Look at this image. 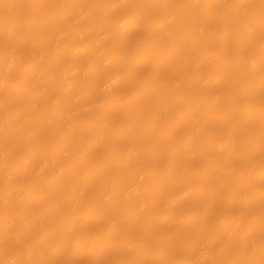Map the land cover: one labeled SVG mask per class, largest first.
Instances as JSON below:
<instances>
[{
    "label": "rangeland",
    "instance_id": "obj_1",
    "mask_svg": "<svg viewBox=\"0 0 264 264\" xmlns=\"http://www.w3.org/2000/svg\"><path fill=\"white\" fill-rule=\"evenodd\" d=\"M8 1V0H7ZM12 1V0H11ZM22 0H14L13 2H15V5H13L12 7L13 8H11L10 9V7H11V4H10V1H9V3H7V4H3V5H1L2 7H0V13L1 14H3V17L4 16H8L9 18L13 15V13H14V15L12 16V18L13 17H15L16 15H17V13H16V9H21V10H23V9H26L27 10V12H28V14H29V11H31L32 9H30V7L32 8V7H34L36 4H39V5H41L40 7H41V10L40 11H42V10H44V12L43 13H45L47 10H45V8H43V7H48L47 9L48 10H50L52 7H50L53 3H54V6H55V4L59 1H57V0H27V1H22ZM31 1V2H30ZM47 1V2H46ZM48 1H49V3H48ZM57 1V2H56ZM63 0H61L60 2H62ZM64 1H66V0H64ZM78 1V0H77ZM77 1H75L74 3H76ZM90 1H92V0H90ZM94 1V0H93ZM96 1H98V0H96ZM99 1H101L102 2V0H99ZM129 0H127L125 3H124V7L122 6V5H119V6H116V7H114V8H110L109 10L110 11H112L110 14H109V16L111 17V19L112 20H116V21H120V20H123V22H124V20H128L130 17H131V14L133 15L134 14V12H133V8L134 9H138L139 7H141V3H140V1H138V0H136V1H138L137 3L139 4V5H137V4H135L134 5V3L132 2L131 3V1L132 0H130L129 2H128ZM133 1H135V0H133ZM184 1L185 0H170L169 1V4H170V6H169V4H168V7L169 8H171V9H173V8H176L177 6H179L180 7V5L182 6V4L184 3ZM215 1V2H214ZM211 0V10H213V13H215L216 14V12H214L216 9H217V7H218V4L221 2L222 3V0ZM218 1V2H217ZM226 1V0H225ZM231 1V0H230ZM233 1V0H232ZM235 2L237 1V0H234ZM233 1V2H234ZM264 1V0H263ZM17 2V3H16ZM38 2V3H37ZM60 2H58L59 4H60ZM66 2H68V3H70L69 2V0H67ZM72 2H73V0H72ZM186 2H187V0H186ZM186 2L184 3V5L186 4ZM224 2V1H223ZM229 2V1H228ZM227 2V3H228ZM257 3L256 4H258V5H263L262 7H264V2L262 3V1H256ZM5 3H6V1H5ZM30 3V4H29ZM182 3V4H181ZM231 4H232V2H230ZM229 3V4H230ZM129 4H130V6H129ZM173 4V5H172ZM223 4V3H222ZM222 4H219L220 6H222ZM245 4H247V3H245ZM254 4H255V0L253 1L252 0V2L251 3H248L247 5H245L244 7H245V10H244V12L246 13L247 12V9H246V6H247V8H248V12L250 13L251 11H254V9L253 10H249L250 8L252 9V7L254 6ZM17 5V6H16ZM38 5V6H39ZM125 5H126V7H125ZM175 5H176V7H175ZM202 6H201V11L202 12H204V13H206V15H208L207 13H209L208 11L209 10H207V12H205V11H203L202 10V7L204 8V6H203V4H201ZM10 6V7H9ZM53 6V5H52ZM53 6V7H54ZM58 6H61V5H58ZM143 6V5H142ZM174 6V7H173ZM199 7H200V5H198ZM118 7H121V8H118ZM144 7V6H143ZM198 7V8H199ZM206 7V6H205ZM209 7V6H208ZM207 7V8H208ZM256 7H261V6H257L256 5ZM56 8L57 7H55V8H52L51 9V11H54V10H56ZM59 8V7H58ZM116 8V9H115ZM132 8V9H131ZM145 8V7H144ZM149 8V7H148ZM152 7H150L149 9L150 10H147L148 12H146L147 14H149V15H152V16H156L157 15V17H159V14L160 13H157L156 11L158 10H156V8H154V9H151ZM184 8V6L182 7V9ZM219 8V7H218ZM221 8V7H220ZM15 9V10H14ZM28 9H29V11H28ZM115 9V10H114ZM146 9V8H145ZM206 9V8H205ZM204 9V10H205ZM222 9V8H221ZM220 9V10H221ZM25 10V11H26ZM109 10H107V11H104V12H110ZM198 11H196V9H195V11H196V13H194V20L196 21V23H197V25H195V27H199V24H201L202 22H200L199 21V18L200 19H202V20H204V13H201V11H199V9H197ZM18 11V10H17ZM23 12L24 14H26V12ZM140 11V10H139ZM144 11H146V10H144ZM183 11H186V9L184 8V10ZM103 12V13H104ZM135 12H136V10H135ZM140 12H143V9L141 8V11ZM160 12V11H159ZM200 12V13H199ZM220 12V11H219ZM32 13V12H31ZM40 12H38V14H39ZM42 13V12H41ZM100 13L102 14V11H100ZM145 13V12H144ZM249 13H247V14H249ZM0 14V15H1ZM10 14V15H9ZM20 14H21V12H20ZM28 14H27V16L25 15V17L26 18H28ZM37 14V17H36V23H38V25L36 24L35 25V27L36 28H27V26H28V23H27V25H23V28L21 27V28H18V30L17 31H15V32H10L9 33V31H11V30H9V28L8 29H2V32H1V34H0V50H7V51H10V50H13L15 53L16 52H20L18 55H20L21 54V52L22 53H25V52H27L28 50L30 51V50H32V53L33 54H35V52H36V50H38V49H41L42 48V46H44L42 43L41 44H39L38 45V47H33V48H35V49H33L32 47H27V45H25V43H27V41H26V39L27 38H29V39H27L28 41L31 39V38H33V36H34V32H36L37 34L35 35L36 37H41L42 35L41 34H46L47 35V37L49 38L51 35H52V37H54L55 36V34H56V32H57V34H58V31H62V30H64V31H67V36H68V33L70 32L71 34L70 35H73V33L75 32L76 33V30L77 29H79L80 27H81V29H83V28H86L87 26L86 25H88L91 21H92V18L90 17V16H92V15H90V16H85V17H83L82 18V16H84L85 14H83L82 16H81V18H80V16L78 17L77 16V13H75L76 14V16H74V13L71 15V17H69V18H71V21H69V23H68V21H67V23H68V25L66 24H62V23H58V22H54L53 21V23H47V22H45L47 19H44V17H42V14H40V15H38ZM47 14H49V11H48V13ZM46 14V17H48V15ZM129 14V15H128ZM201 14H203V15H201ZM23 15V14H22ZM31 15V14H30ZM45 15V14H44ZM79 15V14H78ZM107 15V14H106ZM105 15V16H106ZM146 15V14H145ZM144 15V16H145ZM211 15V14H210ZM218 14H216V18H218V16H217ZM2 16V15H1ZM49 16L50 17H52V19L54 20H57V18L55 17V18H53V15L51 16V13L49 14ZM54 16H55V14H54ZM93 16H95V14H93ZM96 16H98L97 14H96ZM95 16V17H96ZM101 16V15H100ZM108 16V15H107ZM106 16V17H107ZM113 16V17H112ZM214 16V15H213ZM7 17V18H8ZM19 17H21V15L19 16ZM24 17V16H23ZM23 17H21L20 18V21H23L24 19H25V17H24V19H23ZM49 17V18H50ZM78 17V18H77ZM102 17V16H101ZM109 17V18H110ZM124 17V18H123ZM6 18V17H5ZM6 18V19H7ZM8 18V20H10ZM32 18H34L33 16H32ZM42 18L45 20V21H43L42 20ZM48 18V19H49ZM151 18V17H150ZM156 18V17H155ZM154 18V19H155ZM181 18H183V17H181ZM205 18H208V17H206L205 16ZM216 18H210V19H213V21H209V20H207V21H209V24H210V27H212V26H214V25H216V22L217 21H220L219 20V18H218V20H216ZM15 19V18H14ZM29 19V18H28ZM41 19V20H40ZM89 19H91V20H89ZM95 19V18H94ZM97 20H99V19H101L100 17H98V18H96ZM153 19V18H152ZM26 20V19H25ZM24 20V21H25ZM30 20V19H29ZM50 20V19H49ZM49 20H47V21H49ZM70 20V19H69ZM88 20V21H87ZM103 19H101V21H102ZM183 20V19H179V18H177V20H175L172 24V26H173V28H172V26L170 25V27H171V29H173V30H175V31H178V28H179V26L181 25V21ZM23 21V22H24ZM28 21V20H27ZM40 21H43V22H45V23H42V22H40ZM84 21V22H83ZM95 21V20H94ZM100 20H99V24H100V22H101ZM103 21H105V20H103ZM262 21V22H261ZM261 21H259V24L257 23V25H256V28H255V30H254V33H253V37H252V40L249 42V43H247L248 45H246L245 44V42L243 41L244 40V38H243V36L242 35H240V37H239V34H237V36H235L234 37V35H236V34H233V37H229L230 38V41H228V40H226V41H224V39L223 38H221L222 39V42L224 43V42H229L230 44H228L229 45V47L227 48V51H224L225 53H223L222 52V50H224L223 49V47H224V44H222L221 43V40L220 41H217V40H219L220 38H217L216 39V41H214L213 40V42H211V40L209 41V39H210V37H211V35H209V34H211V33H209L208 34V30L207 31H204V32H207V34L209 35V36H207V34H205L207 37H205V39L204 40H202L203 41V43H204V41H205V43L203 44L202 42H201V40H200V43H201V45H199L200 47H197V46H195V48H186L187 46H185V48H182V51H181V53L179 52L178 53V55L176 54V56L174 57V55H172V56H170V55H167L166 53H168V52H166V53H163L162 55H160V58H161V56H162V58H161V60H162V62H158L159 64H162L163 62L164 63H166V64H164L165 66L166 65H168V66H162V67H164V68H162V69H159L158 68V63H156L155 61L153 62V61H151V62H149V63H145L140 69L139 68H136V70H135V68L133 69L134 71H132L131 72V69L129 68V66H128V63L126 62V60H125V62L126 63H123V64H121L120 66H118V65H116V66H118V67H116V68H108V70L106 69L105 71L103 70L101 73H100V77H96L95 79L94 78H92V77H90V75L89 76H87L86 75V77H85V75H84V78H83V76L81 77V75H83L82 73H81V71L80 72H76V74L77 73H81V75L80 74H78V76H80L78 79H79V85H78V87L76 88V89H72L71 91L72 92H70V90H66V89H64V87L62 88V89H64L65 90V92L64 91H61V90H58V94L60 93L61 94V92H62V101H63V99L64 100H66V99H69L70 97V99H71V102L72 103H70L69 105H64V103H61L60 101V99H59V95H57L56 93H54V94H56V96H57V100L58 101H55L54 100V98H56V97H54V98H52L53 97V95H51V94H49V93H47L46 94V92H44V91H41L42 92V94L41 95H39L38 96V98H34V99H32L31 97V99L32 100H30V98H28L29 97V95L25 92V93H23V92H21V88L19 87V85L16 87V85L17 84H19L20 83V81H21V83L25 80V81H29L27 78L29 77V79H30V77H32V76H30V72L32 73V74H34V71H35V69L36 68H38V66H37V64L38 63H41L43 60V63H44V65H46V63L48 62V60H46L47 59V56L45 57V58H43V59H40V60H37V61H33L32 60V58H29L28 56H34L31 52L29 53L28 52V54H27V57H26V55H22V56H20V58L22 57L23 58V60L21 59V63H17V65H16V67H18L17 68V71L16 72H14L12 75L10 74V76H8L10 79H8V81H7V85L5 84V86L3 87V88H1V89H3L2 91L0 90V92L2 93V94H6L7 95V97H5L4 95V97L6 98L5 100H7V98L8 97H10L11 99H13V100H10L11 101V103L12 104H9L8 106H7V110H10V114H11V116H13V115H15L17 112L16 111H20L21 112V110H22V114H24V110H23V108H26L27 106H29V109H31V110H28V111H26L25 113H27L28 112V114H27V116H25V115H23V116H25L24 118H26L25 120L27 121V123H28V126L26 127L25 125H27V124H24L23 123V121H25L24 119H22L21 118V120H23L22 121V123L23 124H19V122L17 121V122H13V127L11 126L10 128H12L11 130H13V131H11L12 133L16 130V128H17V125L19 124V126L18 127H20V130H22V129H24L25 127L26 128H31V130H33V132H39L38 133V136L37 137H35V136H33V137H35V140H33V142H35V143H37V144H39L40 145V143H38L39 141L38 140H40V138H39V135H41L43 138H45L43 141H41L40 140V142H41V145H40V151H39V153H41L40 155L38 154V156H36L37 157V160H43L44 161V163L42 164V166H43V168H42V166H41V168L42 169H40L39 168V166L38 165H40V161H39V163H37L36 161V163L33 165V168H32V166L30 167L31 169V173H29V171H26L25 170V173L27 172V173H29V174H21V173H19V172H21V171H19L20 170V168H19V166L20 165H22V161H21V164L19 163L20 161L19 160H21L20 159V156L22 157L24 154H25V149L27 148H25V147H23L24 146V144L23 145H21L19 148H20V150H18V151H16L15 152V150H14V152L12 151L10 154V157L8 156V158L6 157V160H7V163L5 162V161H3V163L5 162L6 164H4V165H6V166H4L3 168H2V166H1V168H0V188H1V186H5L6 184H10V183H16L17 182V185H18V183L19 184H21V182H22V184L24 183V181L26 182V179L25 178H27L28 177V175H30V174H33L32 172L34 171V169H36L37 167V169H40V174H37V176H40V178H43V179H39L40 181H42V180H46L45 178L49 175V173H50V170H52V163H53V161L55 160V158L57 157H55L54 158V160L53 161H51V160H45L46 158H47V153H48V151H49V149H51V146L54 144V142L53 141H55V140H52L53 138H55L54 136H52L53 135V132H54V130L57 128H55L54 129V127L55 126H58L57 125V123L60 125V123L62 124H64V126H63V124L62 125H60L61 127H59L58 129H56L57 131L58 130H62L63 129V127H65L66 125H67V127H66V129L67 130H65V131H69V130H76V132L78 133V131H80V132H82V133H90L91 132V134H92V130L94 129V131H95V126L94 125H96V124H99V122H102L103 120V118L105 117V116H107V117H109V119L110 120H108L107 119V117H106V119H107V121H111L112 123H110V127H109V130H108V132H107V134L105 133V135L107 136V138H106V140H105V142H107L108 144H107V146H106V149H107V151H108V146L109 147H111V148H109V150H111L112 148H113V150H114V148H118V149H121V150H125L127 147H130V145L133 143V141L135 140V138L136 139H138L140 136V138H142V139H147V141H148V139L150 140V139H152V141H148V142H146V141H144V142H146V144L148 145V143H150V145H151V142H152V144L154 143V145L153 146H162V145H164L165 143H167V142H165V141H167V137H169L168 135H167V132H168V130L171 128L172 129V127H173V125L174 126H176V125H178L176 128H177V130H176V135H175V137L177 138L178 137V134H179V136L180 135H184L186 132V129H191V124H193L194 125V123H193V120H191L190 121V118H189V120L187 119V120H184L183 121V118H181V116L183 117V116H185V114H186V112H187V108H188V106H187V102L188 101H191L192 100V97H194V94H196L195 96L196 97H194V98H197L198 96L199 97H201L200 99H204V98H208L209 96V94L210 93H216L217 95H221V93L223 94V96H222V102H221V104L219 105V103H218V105H215V106H218L217 108L215 107V109L217 110V111H211L210 112V110H213L214 109V107H213V105H212V109L211 108H206V109H209V112L212 114V112L213 113H215L216 112V115H217V117L218 116H220L219 114H217V113H220V114H227V115H231L232 116V114L230 113V112H232L233 113V110L232 109H234L235 107H234V105H232V103L235 101L236 103L237 102H239L240 103V105H239V107L240 108H238V110H240L241 109V106H245L244 105V101H245V104H246V102H248L249 104H250V101H252V104H250V106H252V109L253 108H257V112L258 113H256V114H254V110L252 111V109H250L251 111H252V114H253V116H254V118H252L251 120H252V122L250 123L249 122V120H250V118H251V116H250V118L248 119V117L249 116H246L245 115V113L244 112H241L240 113V115L241 114H243L244 113V115H245V120L246 119H248V121H244V120H241L240 122H243L244 121V123H241V126L242 127H244V129H250V130H252V129H255L256 130V125L258 126L257 127V130H259V131H257L258 133V135L260 134V132L262 133V132H264V112H260V111H262L264 108H262V106L264 105V95L262 94L261 96H263V98L261 97V99H257V98H254V99H250V97L248 98L249 99V101L245 98V100L243 99L242 100V102H241V100H239V99H241V98H239L238 99V97H237V100L238 101H236V100H233V98L234 97H236L237 96V93H235L236 94V96H233V98L231 97L232 95H233V92H232V90H231V92H230V90L228 89V87L230 86V85H233L232 83H230L231 81L232 82H234V81H237V80H239L240 78H246V76H247V74H244L245 73V71H242L243 69H245V67L243 68L242 67V69H241V67H240V69H241V71L242 72H244L243 74L240 72V70H238V71H236L237 69L235 68V65L234 64H232L231 65V63L230 62H233L234 61V63H236V62H238V60H239V58H238V60L236 61V57H237V54H240L239 52H241L243 49V51L245 52V56L246 55H248L249 57L251 56L252 58H258V57H260L261 56V62L260 63H262L261 64V66L259 65V67H257L256 69H255V71L257 70V72H255V73H253L254 72V70L253 71H251V72H246V73H253V77L252 76H247V77H252V79H255V80H258L259 79V81H260V79H261V81L264 79V20H261ZM22 22V23H23ZM26 22V21H25ZM24 22V23H25ZM29 22V21H28ZM30 22H31V20H30ZM29 22V23H30ZM50 22V21H49ZM51 22H52V20H51ZM63 22V21H62ZM65 22V21H64ZM177 22H179L180 23V25H178V23ZM221 22V21H220ZM261 22V23H260ZM80 23V24H79ZM91 23H94V22H91ZM89 24V25H92V24ZM102 23V22H101ZM104 23V22H103ZM106 23H107V21H106ZM110 23V22H109ZM115 21L113 22V24L112 23H110V25L108 24V26H110V28H112L111 29V33H112V31L115 29V24H119V22H117V23H115ZM122 23V22H121ZM185 23V22H184ZM183 23V24H184ZM194 24H196L195 22H193ZM41 24V25H40ZM49 24H51V25H49ZM73 24V25H72ZM83 24H85V25H83ZM112 24V25H111ZM193 24V25H194ZM206 24V23H205ZM208 24V25H209ZM221 24V23H220ZM220 24L218 23V27L220 28ZM101 25V24H100ZM103 25V24H102ZM101 25V26H102ZM186 25V24H185ZM41 26V27H40ZM48 26V27H47ZM59 26V27H58ZM67 26V27H66ZM82 26H85V27H82ZM107 26V25H106ZM112 26V27H111ZM201 26V25H200ZM100 27V26H99ZM170 27H167V29H166V31H168V28H170ZM180 27H182L183 28V25L182 26H180ZM186 27V26H185ZM208 28L207 26H204L203 28ZM216 27V26H215ZM69 28V29H68ZM101 28V27H100ZM105 28H108V27H105ZM203 28H201L202 30H204ZM28 29H31V30H28ZM35 29V30H34ZM71 29V30H70ZM102 29H103V27H102ZM137 28H133V30L131 31V30H129V31H131L130 33H129V31L126 33V34H128V41H129V44L130 45H134V44H139L138 42H143L146 38H147V31H145L146 32V34L144 33V32H142L143 31V29L140 31V30H136ZM179 29H181V28H179ZM209 29V28H208ZM214 28L212 27L211 28V30H212V33H213V30ZM9 30V31H8ZM99 30V29H98ZM101 30V29H100ZM99 30V31H100ZM183 30H184V28H183ZM217 30V29H216ZM215 30V31H216ZM29 31H31V32H29ZM80 31V29L78 30V32ZM97 31V30H96ZM96 31L95 32H93V35H94V33H96ZM137 31V32H136ZM29 32V33H28ZM76 33V37L75 38H79V36H80V34L79 33ZM102 32V31H101ZM115 32H117V29H115L114 30V32L112 33V34H114ZM139 32V33H138ZM149 32V31H148ZM152 32H154V31H152ZM168 32H170V31H168ZM171 32H172V30H171ZM204 32H203V34H204ZM211 32V31H210ZM9 33V34H8ZM30 33H32L33 34V36L31 37L29 34ZM99 33V32H98ZM110 33V34H111ZM150 33V32H149ZM148 33V34H149ZM157 33V32H156ZM156 33H153V35L154 34H156ZM31 34V35H32ZM59 34H60V32H59ZM62 34V33H61ZM63 34H64V32H63ZM77 34H79V36L77 35ZM97 34V33H96ZM109 34V38H102V40H104V41H98V43L100 42V45H99V47L97 48L96 46V48H94V50L95 49H97V50H99L100 51V53H99V51H98V55L102 58V57H110V56H112L113 57V54L115 55V54H117L116 53V51L115 50H117L118 51V49H119V51H120V48H118L117 49V47H116V44L118 43V40H119V38H118V35H117V37H116V35H110ZM116 34H119L118 32L116 33ZM131 34L133 35V36H131ZM152 34V33H151ZM6 35V36H5ZM39 35H41V36H39ZM49 35V36H48ZM88 35H90V34H88ZM92 35V34H91ZM90 35V36H91ZM101 35V34H100ZM100 35H99V37H100ZM130 35V36H129ZM147 35V36H146ZM150 35V34H149ZM34 36V37H35ZM45 36V35H44ZM66 36V37H67ZM78 36V37H77ZM115 36V37H114ZM141 36V37H140ZM156 36V35H155ZM31 37V38H30ZM46 37V36H45ZM74 37V36H73ZM72 37V38H73ZM81 37H84V35L83 36H81ZM80 37V38H81ZM89 37V36H88ZM93 37V36H92ZM99 37H98V39H99ZM149 37V36H148ZM216 37H218V36H216ZM63 38V37H62ZM65 38V37H64ZM71 37L69 36V37H67V39L65 40H63L62 39V41L61 40H59V41H61V42H63L64 44H65V46H66V48H67V50H69V47L72 45H70L69 46V44L71 43L70 42V40H72V38L70 39ZM94 38V37H93ZM97 37H95V39H96ZM130 38V39H129ZM138 38V39H137ZM153 38V37H152ZM215 38V36L213 37V39ZM242 38H243V40H242ZM50 39V38H49ZM92 39V38H91ZM97 39V40H98ZM108 39H109V41H108ZM142 39V40H141ZM151 39V38H150ZM149 39V40H150ZM206 39H208L207 41H206ZM212 39V38H211ZM73 40H74V38H73ZM81 40H83V38H81ZM80 40V41H81ZM116 40H117V43H116ZM132 40H134V42L132 41ZM245 40H246V38H245ZM78 41V40H77ZM80 41H79V43H80ZM84 41V40H83ZM82 41V42H83ZM113 41V42H112ZM146 41H148V39L146 40ZM242 41L244 42V43H242ZM61 42H57V43H60L61 44ZM81 42V43H82ZM49 43L51 44V45H54V44H52V42H51V40L49 41ZM48 43V44H49ZM56 43V44H57ZM73 43H75V42H73ZM128 43V42H127ZM127 43H126V45H127ZM144 43H145V41H144ZM196 43H198V41L196 42ZM212 43L214 44V49H211L212 47ZM218 43H220V44H218ZM78 44V43H77ZM129 44H128V46H129ZM140 44H142V43H140ZM203 44V45H202ZM217 44V45H216ZM222 44V45H221ZM226 44V43H225ZM241 44H242V46L244 47V48H242V46H241ZM244 44V45H243ZM28 45H30L29 44V42H28ZM62 45V44H61ZM117 45H119V43L117 44ZM187 45V44H186ZM227 45V46H228ZM246 45V46H245ZM64 46V47H65ZM73 46H77L76 45V43L73 45ZM206 46V47H205ZM259 46V47H258ZM27 47V48H26ZM63 47V46H62ZM72 47V46H71ZM94 47V46H93ZM114 47V48H113ZM116 47V48H115ZM119 47V46H118ZM131 47H133V46H130V49H132ZM188 47H189V45H188ZM191 47V46H190ZM193 47H194V45H193ZM220 47H222L221 49H220ZM226 47V46H225ZM224 47V48H225ZM250 47V48H249ZM8 48V49H7ZM29 48V49H28ZM202 50H201V49ZM216 48V49H215ZM217 48H219L220 50H221V52L220 51H217ZM261 48V49H260ZM71 49H73V48H71ZM91 49V48H90ZM187 50V49H190L191 50V53H190V57H191V59H193L192 60V64L190 65V67L188 66V70H189V72L194 76V79L193 80H195V79H198V80H196L197 81V83L195 82V81H193L194 83H196L195 85L197 86V84H198V82H199V80H200V78L202 77L201 76V73L199 74L201 77H199V78H196L195 77V74H197V73H199V71H201V70H203L204 71V73H205V71H210V70H213V71H216V70H214V69H216V68H218L219 66H221V67H223L224 65L223 64H225L226 63V67H229L230 65L231 66H233L234 65V67H232V68H234V70L236 71H233V70H231V67H230V69L229 68H226V70H228L227 72L225 71L224 73H222V71H221V73H220V71H218V69H217V73H220V74H222L223 76V78L221 79V81L219 82L218 80H216V81H214V82H219L218 84L216 83V84H213V83H211V84H213V85H209V84H207V85H209V86H203V87H198L197 86V88H200V89H198L197 91L196 90H194V89H192L194 92H188L187 90H185L184 88H182V87H180V85L181 84H183V82H184V80H186V79H184V76H186L187 74V72H183L182 73V71L183 70H186V69H184L185 68V64H184V62H186V59H184V57L183 56H186V54L184 55L183 53H184V50ZM210 49V50H209ZM218 49V50H219ZM226 49V48H225ZM74 50V49H73ZM207 50H208V53H209V51H211V50H213L212 52L214 53L213 54V56H210L209 58L208 57H204V60H205V58L207 59V60H205V63H202V61L200 62V63H202L200 66H199V64L200 63H198V60H199V58L200 59H202L203 58V56H207L208 54H207ZM12 51V52H13ZM24 51V52H23ZM91 51H93V48L91 49ZM104 51V52H103ZM216 51H217V53H216ZM243 51L241 52V53H243ZM11 52V51H10ZM104 54H103V53ZM188 52V51H187ZM190 52V51H189ZM220 52V53H219ZM170 53V52H169ZM206 53V54H205ZM32 54V55H31ZM93 56H97V54L95 55V51H93ZM165 54V55H164ZM171 54V53H170ZM179 54H182L181 56L182 57H180V55ZM188 54V53H187ZM205 54V55H204ZM216 54V55H215ZM244 54V53H243ZM56 55V54H55ZM57 55H59V54H57ZM57 55H56V58H57ZM78 54L77 53H75L74 54V52H72L71 50H69V51H67L66 52V50L64 51V53H61V55H60V57H58V58H60V62L62 61V64L61 63H59L58 62V60H57V62L59 63V64H61V65H59L58 64V67H60L61 66V68H63L64 69V66H66V67H70V65L72 64V67H74L75 69H76V67L75 66H77L76 64V62L77 61H79V63H82V65H79L78 67L80 68V69H82L85 65H87L88 63H89V58H87V56L85 57L84 56V54H82L83 56H81V54H80V56L79 57H76ZM145 55V54H144ZM149 55V54H148ZM209 55H212V53H209ZM220 55V56H219ZM54 56V55H53ZM52 56V57H53ZM67 56V57H66ZM98 56V57H99ZM147 56V55H146ZM145 56V58H147V57H149V56H147L146 57ZM150 56H151V54H150ZM154 56V55H153ZM166 56V57H165ZM188 56V55H187ZM240 55H238V57H239ZM242 56V55H241ZM254 56V57H253ZM256 56V57H255ZM55 57V56H54ZM53 57V58H54ZM69 57H71V58H69ZM85 57V58H84ZM111 57V58H112ZM152 57V56H151ZM171 57L173 58V59H171ZM178 57H180V58H178ZM55 58V59H56ZM95 58V57H94ZM156 57H154V59H155ZM159 58V59H160ZM178 58V59H177ZM188 58V57H187ZM214 58V59H213ZM222 58V59H221ZM247 58V56L245 57V59ZM251 58V59H252ZM256 58V59H257ZM30 59H31V61H30ZM55 59H53L54 61L53 62H55ZM66 59V60H65ZM95 59H97V58H95ZM98 59H100V58H98ZM108 59V58H107ZM149 59H150V57H149ZM157 60V61H161V60ZM249 58H247V60H248ZM51 60V61H50ZM49 60V62H52V59H50ZM127 60H129V59H127ZM147 60L148 59H146V61L145 62H147ZM151 60V59H150ZM183 60H185V61H183ZM196 60H197V63H196ZM204 60H203V62H204ZM209 60V61H208ZM243 60H244V57H243ZM247 60H244V61H246V65H245V63H243V61L242 60H239V62L237 63L238 65L239 64H241V62L243 63V65H245V66H247V64L249 63V61L247 62ZM259 60V59H258ZM47 61V62H46ZM76 61V62H75ZM91 61V60H90ZM130 61V60H129ZM260 61V60H259ZM19 62V61H18ZM32 62V64H30ZM48 62V63H49ZM76 64H75V63ZM88 62V63H87ZM190 62V59H189V61H188V63ZM30 65H29V64ZM43 63L41 64V66H43ZM71 63V64H70ZM73 63H74V65H73ZM132 63V62H131ZM155 63V64H154ZM178 63V64H177ZM209 63V64H208ZM230 63V65L228 66V64ZM50 64V63H49ZM52 64V63H51ZM158 64V65H157ZM170 64V65H169ZM190 64V63H189ZM196 64V65H195ZM208 64V65H207ZM29 65V66H28ZM31 65L33 66V67H31ZM48 65V64H47ZM130 65H132V64H130ZM154 65H156L157 66V68H158V73H156V75H154L155 77H156V79L153 77V72H156L157 70V68H155L154 67ZM187 65V64H186ZM218 65V66H217ZM242 65V66H243ZM26 66V67H25ZM40 66V65H39ZM81 66V67H80ZM125 66V67H124ZM152 66H153V68H152ZM170 66V67H169ZM192 66V67H191ZM213 66H214V68H213ZM248 66H249V64H248ZM16 67L14 68L15 70H16ZM29 67V68H28ZM113 67H115V66H113ZM120 67H122V68H120ZM132 67H133V65H132ZM131 67V68H132ZM27 68V69H26ZM60 68V69H61ZM190 68H191V70H190ZM194 68V69H193ZM237 68H238V66H237ZM248 68V67H247ZM247 68H246V70H247ZM62 69V70H63ZM70 69L72 70V68L70 67ZM122 69V70H121ZM154 69H155V71H154ZM170 69V70H169ZM179 69V70H178ZM250 69V68H249ZM29 70V71H28ZM32 70V71H31ZM65 70V69H64ZM128 70V71H127ZM221 70H223V69H221ZM67 71H68V69H67ZM70 71V70H69ZM202 71V72H203ZM213 71H211V72H213ZM230 71V72H229ZM248 71V70H247ZM20 72V73H19ZM22 72H24V73H22ZM26 72V73H25ZM129 72V73H128ZM131 72V73H130ZM208 72H206L205 74L206 75H204L203 76V78H205V77H207V75H208V77L207 78H210V76L212 75V73L210 72V73H208ZM240 74L241 73V75H239L238 73ZM12 73V72H11ZM85 73V72H84ZM99 73V72H98ZM181 73L183 74L182 75V77H180L181 76ZM184 73H185V75H184ZM22 74V75H21ZM76 74H75V76H76ZM86 74V73H85ZM92 74V73H91ZM95 74H97V73H95ZM95 74H93V75H95ZM129 74V75H128ZM209 74H210V76H209ZM229 76H228V75ZM235 76H234V75ZM254 74H256V75H254ZM151 75H152V77H151ZM172 75V76H171ZM215 72H214V74L211 76V77H213L212 78V80L214 79L215 80ZM218 75V74H217ZM252 75V74H251ZM26 76V77H25ZM147 76V77H146ZM150 76V77H149ZM188 76V75H187ZM219 76V75H218ZM218 76H217V78H218ZM255 76H257L258 78H255ZM116 77H122L120 80H118V79H115ZM128 77V78H127ZM148 77L151 79V82H152V78H154L155 79V81H157V80H161V81H163V79H164V82H168V79H172V80H169V81H173V79H175L174 81L176 82L177 80H178V82L177 83H175V85L176 84H180V82H179V80H181L182 82H181V84L177 87V88H175V89H173L172 87H171V91H170V93L171 92H173V95H174V99H172V101H170L171 103H168L169 102V99H168V97H171L169 94H168V92H166L167 94H165V93H162V94H165L166 96H167V99H165V98H162V94H160L161 96V100L159 99V98H156V97H153L152 95H150L149 97L148 96H146L145 95V98H143L142 97V99H141V97H140V101L138 100L137 102H135V103H131L130 102V99L128 98L129 96H131V94L134 92V94H135V92H137V88H139V84L143 81V80H147L148 79ZM161 77V78H160ZM180 77V78H179ZM189 77V79L191 78V75L190 76H188ZM198 77V76H197ZM220 77V76H219ZM228 77H230V78H228ZM73 78L74 79H72V81H75V79H76V77H74L73 76ZM91 78V79H90ZM147 78V79H146ZM185 78H187V77H185ZM193 78V77H192ZM202 78V80H200V83L202 82V81H205L204 79ZM224 78H225V80H224ZM24 79V80H23ZM108 79V80H107ZM165 79H167L166 81H165ZM183 79V80H182ZM188 79V80H189ZM63 80V83H65V80L64 79H62ZM61 80V78H60V81H62ZM92 80V81H91ZM116 80H118V81H116ZM212 80H209V81H212ZM234 80V81H233ZM24 81V82H25ZM77 81V80H76ZM75 81V82H76ZM89 81V82H88ZM190 81V80H189ZM206 81H208V80H206ZM242 81H243V83H244V80H241V84H242ZM248 82L250 81V79L249 80H247ZM252 82V84H251V86L253 85V84H255L256 86H257V84L258 83H256L254 80H251ZM264 81V80H263ZM18 82V83H17ZM84 82V83H83ZM105 82L107 83V84H105ZM109 82V83H108ZM138 82V83H137ZM158 82V81H157ZM192 82V81H191ZM247 82V83H248ZM253 82H255V83H253ZM96 83V84H95ZM103 83V84H102ZM143 83V82H142ZM141 83V84H142ZM199 83V84H200ZM203 84H205L204 82H202ZM201 83V84H202ZM222 83V84H221ZM223 83H225V85L223 84ZM234 83H236V82H234ZM246 83V81H245V84H242V86L243 85H246L247 84ZM83 84V85H82ZM106 85V87H103L102 85ZM154 84V83H153ZM157 84H159V83H157ZM198 84V85H199ZM200 84V85H201ZM227 84H229V85H227ZM239 84V83H238ZM11 85V86H10ZM15 85V86H14ZM65 85V84H64ZM74 85L76 86V84L74 83ZM94 85V86H93ZM97 85V86H96ZM104 85V86H105ZM215 85V86H214ZM218 85V86H217ZM240 85V84H239ZM238 85V86H239ZM248 85V84H247ZM249 85H250V83H249ZM61 86V85H60ZM74 86V87H75ZM102 86V87H101ZM154 86H156V83H155V85ZM181 86H185L184 84L183 85H181ZM211 86V87H210ZM234 86V85H233ZM237 86V85H236ZM11 87V88H10ZM141 87V86H140ZM191 87H193V86H191ZM195 87V86H194ZM193 87V88H194ZM214 87V88H213ZM224 87V88H223ZM19 88H20V90H19ZM56 88V90H57V87H55ZM55 88H52L53 90V92H55L54 90H55ZM97 88V89H96ZM102 88V89H101ZM186 88L188 89H190V87L189 86H186ZM197 88H195V89H197ZM219 88V89H218ZM229 88H231V89H233V87H229ZM237 88V87H236ZM236 88H234V89H236ZM50 89V88H49ZM119 89V90H118ZM141 89V88H140ZM210 89H213V90H210ZM219 91H218V90ZM226 89H228V90H226ZM234 89H233V91H234ZM240 89H241V87H240ZM254 89V88H253ZM48 89H46L45 91H47ZM124 90V91H123ZM130 90V91H129ZM168 90V89H167ZM237 90H238V88H237ZM256 90L257 89H255V91H252V93H251V95H254L255 93L254 92H256ZM10 91V92H9ZM79 91V92H78ZM81 91V92H80ZM117 91V92H116ZM139 91V90H138ZM230 92L231 93V98H232V101L230 102L231 103V105L234 107H232V109H231V107L229 106V101L226 99V97L225 98H223L226 94V92ZM63 92H64V94H63ZM111 92V93H110ZM140 92V91H139ZM176 92H178V94L176 93ZM224 92V93H223ZM257 92H260V94H261V92H263V91H257ZM0 93V95L2 96V94ZM17 93V94H16ZM52 93V92H51ZM130 93V94H129ZM138 93V92H137ZM136 93V94H137ZM175 93V94H174ZM218 93H220V94H218ZM23 94H27L28 96H23ZM83 94V95H82ZM119 94V95H118ZM133 94V95H134ZM193 94V96H191V95ZM207 94V97L205 96V95ZM225 94V95H224ZM257 94V97H258V93H256ZM259 94V95H260ZM19 95V96H18ZM69 95H70V97H69ZM96 95H97V97H96ZM114 95V96H113ZM138 95V94H137ZM136 95V98L138 97ZM164 95V96H165ZM177 95V96H176ZM188 95H190L191 96V98H186V99H188V100H186V102L185 103H183V104H186V111L184 112L183 110V104L182 103H180L182 100L181 99H184L186 96H188ZM198 95V96H197ZM212 95V94H211ZM248 95H249V93H248ZM0 96V97H1ZM43 96V97H42ZM116 96L118 97V98H116ZM165 96V97H166ZM202 96H204V98L202 97ZM227 96H228V94H227ZM244 96V95H243ZM246 96V95H245ZM255 96V95H254ZM19 97V98H18ZM27 97V98H26ZM69 97V98H68ZM75 97H76V99H75ZM113 97H115V99L117 100V101H115L114 100V98ZM131 97H133L134 98V96H131ZM178 97V98H177ZM181 97V98H180ZM183 97V98H182ZM212 97H214V94L212 95ZM242 97V96H241ZM256 97V96H255ZM2 99H4L3 97H1ZM1 98H0V100H1ZM61 98V97H60ZM102 98V99H101ZM120 98V99H119ZM193 98V99H194ZM209 98H211V96L209 97ZM208 98V99H209ZM215 98V97H214ZM218 98V102L220 101V99H221V96H219V97H217ZM216 98V99H217ZM220 98V99H219ZM229 98V97H228ZM230 98V99H231ZM38 99H40V101H38ZM96 99V100H95ZM101 99V100H100ZM139 99V98H138ZM163 99H165V100H168V106L169 107H171L172 108V113L170 114V116H168V117H166V119L165 118H163V120H161L160 118V121H159V119H157L158 118V116L161 114H163L162 113V111L159 113V112H156V109H161V107L159 106V105H161L162 103V100ZM175 99H176V102H175ZM199 99V98H198ZM208 99L206 100V99H204V100H206V101H208ZM15 100V101H14ZM43 100V101H42ZM114 100V101H113ZM132 100V99H131ZM146 100V101H145ZM195 100V99H194ZM13 101V102H12ZM32 101V102H31ZM42 101V102H41ZM68 100H66V102H67ZM81 101V102H80ZM135 101V100H134ZM203 101V100H202ZM205 101V102H206ZM263 101V102H262ZM25 102V103H24ZM104 102V103H103ZM111 102V103H110ZM115 102V103H114ZM129 102V103H128ZM133 102V101H132ZM154 102V103H153ZM166 102V101H165ZM183 102H184V100H183ZM217 102V101H216ZM254 102V103H253ZM67 103H69V101L67 102ZM66 103V104H67ZM80 103H82V104H80ZM98 103V104H97ZM106 103V104H105ZM110 103V104H109ZM161 103V104H160ZM208 103V102H207ZM207 103H205L204 105H207ZM212 103V102H211ZM211 103H209V106H211L210 104ZM236 103H233V104H236ZM238 103V104H239ZM263 105H262V104ZM24 104V105H23ZM132 104V105H131ZM155 104V105H154ZM158 104V105H157ZM164 104V103H163ZM163 104H162V107L164 108V106L165 105H167V104H164V106H163ZM169 104H171V105H169ZM179 104H182L181 106L179 105ZM242 104V105H241ZM249 104H247V105H249ZM259 104H261V105H259ZM62 105H64L63 107H62ZM83 105L85 106V107H83ZM225 105V106H224ZM237 105V104H236ZM245 106L246 108H248L249 106ZM99 106V107H98ZM208 106V105H207ZM47 107H55V109L56 108H58V112L59 113H56L57 112V110L55 111L54 110V108H53V112L54 113H56L57 115H53L54 113H52L51 115L53 116V118L51 119V123L48 121H44V123L42 122V121H40L38 118H40L41 117V115H42V112L41 111H43V110H45ZM88 107V108H87ZM155 107V108H154ZM159 107V108H158ZM169 107L167 108V109H169ZM179 107H182V109L180 108L179 109ZM245 107H242V108H245ZM262 109H260V108ZM19 108V109H18ZM83 108V109H82ZM162 108V109H163ZM205 108V107H204ZM227 108H229V109H227ZM249 108H251V107H249ZM248 108V109H249ZM76 109V110H75ZM161 109V110H162ZM174 109V110H173ZM6 110V109H5ZM4 109H3V111H5ZM47 110V109H46ZM45 110V111H46ZM176 110V111H175ZM180 110H182V114H181V111ZM202 110H204V109H202ZM222 110V111H221ZM235 110H237L236 108H235ZM243 110V109H242ZM0 111H2L1 109H0ZM49 111H50V109L49 110H47V112L49 113ZM85 111V112H84ZM154 111L156 112V114L157 113H159L158 115H156L155 114V116H157V118L156 117H154L153 116V113H154ZM168 112H169V110H167ZM175 111V112H174ZM199 111H201V110H199ZM9 112V111H8ZM16 112V113H15ZM20 112H18V114L20 113ZM41 112V114L40 115H38L39 113ZM47 112H45V113H47ZM78 112V113H77ZM139 112H142V113H145L144 115H142L143 117L142 118H140V116H141V114L139 113ZM171 112V111H170ZM197 111L195 110V114H197L196 113ZM208 111H207V113H209ZM225 112H227V113H225ZM229 112V113H228ZM45 113H43V115L45 114ZM89 113V114H88ZM103 113V114H102ZM137 113V114H136ZM138 113H139V115H138ZM178 113V114H177ZM200 113V112H199ZM202 114H204L205 112H201ZM201 113H200V116H201ZM209 113V114H210ZM236 113H237V111H236ZM239 113V112H238ZM262 113H263V115H262ZM2 114L4 115V114H6V112H3V113H1L0 112V117L2 116ZM9 114V115H10ZM79 114V115H78ZM132 114H134V115H136L135 117H139L138 118V120L139 119H141V121L140 122H142L143 124V130H141L140 129V127H139V129H137V130H139V134H140V136L138 135V138L137 137H135V135L137 136V134H138V131H133V135H132V133L130 132V130L128 129V131L126 132L125 130H124V128L122 127H120V126H123V122L122 121H125V120H127V119H125L128 115H132ZM152 116H151V115ZM169 114V113H168ZM223 114V115H224ZM257 114H259V116L257 115ZM6 115H8V114H6ZM6 115H4V118H0V120H2L3 119V121H2V125H6V124H8V123H6V122H4V120H5V117H6ZM37 115H38V118H37ZM46 116H47V114H45ZM48 115H50V113L48 114ZM138 115V116H137ZM150 115V116H149ZM163 115H165L166 116V113L165 114H163ZM198 115L199 114H197L196 116H194V120L196 119V121H197V119L199 118L198 117ZM205 115H206V113H205ZM215 115V116H216ZM238 115V114H237ZM164 116V117H165ZM204 116V115H203ZM210 116V115H209ZM208 116V117H209ZM212 116V115H211ZM214 116V117H215ZM225 116V115H224ZM236 116V115H235ZM263 116V117H262ZM50 117H48V118H50ZM87 117H88V119H87ZM134 117V116H133ZM135 117H134V119H135ZM151 117V118H150ZM161 117V116H160ZM163 117V116H162ZM170 117H172V118H170ZM198 117V118H197ZM221 117H223L222 115H221ZM244 117V116H243ZM242 117V118H243ZM247 117V118H246ZM262 117V118H261ZM7 118V117H6ZM30 118V119H29ZM33 118V119H32ZM35 118H37V119H35ZM102 118V119H101ZM113 118H115V119H113ZM137 118H136V120H137ZM153 118H155V119H157V120H154ZM213 118V117H212ZM240 116H238V118L236 119L237 120V123H232V124H234L233 126L235 127V125H239L240 123L238 122L239 120H240ZM260 118H261V120H260ZM41 119V118H40ZM123 119H125V120H123ZM132 120V121H135V120ZM150 119V120H149ZM172 119V120H171ZM180 119H182V124H178V122L180 121ZM208 119V118H207ZM209 119H211V118H209ZM215 119L216 118H214V121H215ZM7 120V119H6ZM37 120V121H36ZM47 120V119H46ZM70 120V121H69ZM129 120V119H128ZM137 120V121H138ZM165 120V121H164ZM177 120V121H176ZM199 120H200V118H199ZM212 120V119H211ZM211 120H209L210 122H211ZM232 120V119H231ZM231 120H229V122H232ZM235 120V119H234ZM235 120V121H236ZM250 120V121H251ZM81 121V122H80ZM129 121H131V120H129ZM128 121V123H130L129 125H130V129L132 130V126H131V122H129ZM147 121V122H146ZM191 123H190V122ZM196 121H194V122H196ZM202 120H200V123H202L201 122ZM208 121V122H209ZM225 123L227 122L226 120H223ZM223 121H222V125H223V127H224V124H223ZM1 122V121H0ZM68 122V123H67ZM126 122V121H125ZM146 122V123H145ZM150 122H153V124L154 125H156L157 126V128L156 129H154L156 126H152L151 124V127H153V130H152V128H151V130L150 131H154L155 130V132L154 133H152V134H150L151 132L150 131H148L147 132V130H145L144 131V125H145V127H147V126H149V125H147V123H150ZM154 122H156V124L154 123ZM183 122H185V123H183ZM197 122H199V121H197ZM204 122V121H203ZM216 122H217V120H216ZM228 122V123H229ZM247 122H249V124L247 123ZM5 123V124H4ZM12 123V122H11ZM18 123V124H17ZM67 123V124H66ZM109 123V122H108ZM120 123L122 124V125H120ZM177 123V124H176ZM200 123H198V124H200ZM212 123V122H211ZM215 123V122H214ZM211 124L212 126L213 125H215V124ZM217 123H221V120L219 119L218 120V122ZM263 123V124H262ZM38 124V125H37ZM94 124V125H93ZM127 124V123H126ZM126 124H124V126L126 125ZM133 124V123H132ZM135 124H136V126L138 125V126H140V124H137L136 122H135ZM176 124V125H175ZM203 124H205V122L203 123ZM209 124V123H208ZM207 124V125H208ZM232 124H230V125H232ZM243 124V125H242ZM256 124V125H255ZM1 125V126H2ZM9 125H10V123H9ZM20 125H22L23 126V128L21 129V127L22 126H20ZM55 125V126H54ZM80 125V126H79ZM120 125V126H119ZM129 125L128 126H125V128L127 127V128H129ZM196 125H197V123H196ZM211 125H209V126H211ZM228 125V124H227ZM255 125V126H254ZM8 126V125H7ZM6 126V128L8 129V127ZM36 126V127H35ZM63 126V127H62ZM87 126V127H86ZM138 126H137V128H138ZM195 126V125H194ZM209 126H206V127H209ZM211 126V127H212ZM220 126V125H219ZM253 126H254V128H253ZM70 127V128H69ZM94 127V128H93ZM119 127L121 128L120 130H124V132H123V130H122V132L124 133V135H125V132H126V134L128 133V135H130V136H125V137H121V138H116V137H119V136H122V135H120L121 133H119ZM142 127V126H141ZM150 127V126H149ZM148 127V128H149ZM196 127V126H195ZM215 127H218V126H215ZM215 127H214V129H215ZM222 127V126H221ZM220 127V128H221ZM229 127V126H228ZM232 127V126H231ZM237 127V126H236ZM241 127V128H242ZM248 127H250V128H248ZM4 128V127H3ZM62 128V129H61ZM93 128V129H92ZM135 128V127H134ZM133 128V129H134ZM174 128V127H173ZM192 128H194L193 126H192ZM219 128V129H220ZM226 128V127H225ZM233 128V127H232ZM231 128V129H232ZM238 129H240L241 130V128L238 126L237 127ZM7 129H5V131H0V143L1 144H8V146L10 147H12V144H11V141H13L12 140V135L10 136L9 135V129L7 130ZM34 129H35V131H34ZM146 129V128H145ZM210 129H212V128H208V132H205V130H203V132H205V133H207V134H211V130ZM214 129H213V131H214ZM219 129H217V130H219ZM221 129H223V128H221ZM229 129H230V127H229ZM230 129V130H231ZM263 130V131H260V130ZM7 130V131H6ZM38 130V131H37ZM78 130V131H77ZM91 130V131H90ZM149 130V129H148ZM216 130V132H215V134L217 135V134H221L220 133V131L222 132V134H223V138L225 137L224 136V134H226L227 135V133L230 131V130H228V132L227 133H223L224 132V130H220L219 132ZM233 130V129H232ZM231 130V131H232ZM234 130L236 131V132H238L237 131V129H235L234 128ZM255 130H253L252 132H254V134H256L255 132ZM16 131H18V128H17V130ZM48 131V132H47ZM87 131V132H86ZM142 131V132H141ZM174 131V130H173ZM181 131V132H180ZM189 130H187V132H188ZM227 131V129H225V132ZM242 131V130H241ZM240 131V133H242ZM35 132V133H36ZM59 132V131H58ZM71 132V131H70ZM75 131H73V133H74ZM79 132V133H80ZM114 132V133H113ZM147 132V133H146ZM182 132H185V133H183V134H180V133H182ZM218 132V133H217ZM246 132V131H245ZM244 132V133H245ZM251 132V131H250ZM34 133V134H35ZM55 133H56V131H55ZM72 133V132H71ZM94 133H97V132H94ZM109 133H111V134H109ZM117 133H119L118 135H117ZM137 133V134H136ZM204 133V134H205ZM240 133H239V135H240ZM243 133V134H244ZM247 134L249 133V132H246ZM246 133L244 134V136H246L247 137V135H246ZM169 134V133H168ZM173 133H171L170 134V136L172 135ZM206 134V135H207ZM215 134H213V135H215ZM230 134H232V132L230 133ZM233 134H234V132H233ZM251 134V133H250ZM249 134V135H250ZM264 134V133H263ZM37 135V134H36ZM46 135V136H45ZM55 135V134H54ZM94 135H96V134H94ZM115 135H117V136H115ZM152 135H154V136H152ZM212 135V134H211ZM212 135V136H213ZM217 135V137L218 138H220V136H222V135ZM235 135V134H234ZM252 136H253V134H251ZM52 136V137H51ZM84 136V135H83ZM92 136V135H91ZM90 136V137H91ZM105 136V137H106ZM132 136H134V137H132ZM236 136V135H235ZM238 136V135H237ZM236 136V137H237ZM32 137V138H33ZM50 137L52 138V139H50ZM88 137V136H87ZM200 137H202L203 138V140L205 139L204 137V135L202 134V136H199V138ZM208 137V136H207ZM209 137H211L210 135H209ZM214 137H216V136H214ZM216 137V138H217ZM254 137H256V136H254ZM89 138V137H88ZM92 138V137H91ZM134 138V139H133ZM172 138V137H171ZM174 138V137H173ZM222 138V139H223ZM244 139V137H241V138H239V139ZM250 138V137H249ZM257 138H259V137H257ZM261 138V137H260ZM34 139V138H33ZM50 139V140H49ZM90 139V138H89ZM178 139H182V137L181 138H178ZM198 139V138H197ZM201 139V138H200ZM236 139V138H235ZM255 139V138H254ZM261 139H264V138H261ZM52 140V141H51ZM85 140H88V139H85ZM85 140H82V141H80L81 143L82 142H84ZM48 141V142H47ZM115 141V142H114ZM169 141V140H168ZM172 141V140H171ZM171 141H169L168 143H171ZM174 142H175V140H173ZM172 141V142H173ZM179 141V140H178ZM202 141V140H201ZM245 142L247 141V140H244ZM252 141H255V142H258V141H256V140H252ZM260 141H262V140H260ZM53 144H52V143ZM80 142H79V144H80ZM87 142V141H86ZM86 142H84V143H86ZM113 142V143H112ZM122 142H125V143H122ZM136 142V141H135ZM134 142V143H135ZM138 143L140 142L139 140L137 141ZM142 142V141H141ZM199 142H200V140H199ZM203 142V141H202ZM206 142H207V140H206ZM237 142H240V141H238L237 140ZM243 141H241V143H242ZM245 142H243V143H245ZM251 142V141H250ZM35 143H34V145H35ZM49 143V144H48ZM83 143V145L82 146H84V145H86V144H84ZM88 143V142H87ZM143 143V142H142ZM205 143V142H204ZM242 143V144H243ZM248 143V145L247 144H243V146H244V148L246 147V146H252L253 147V145H254V142L252 143V144H250L249 142H247ZM259 144H260V142H258ZM257 143V144H258ZM262 143H264V141H262L261 142V146H264V145H262ZM4 144H3V147H4ZM11 144V145H10ZM79 144H77V146L79 145ZM106 144V143H105ZM144 144V143H143ZM172 144V143H171ZM175 144V143H174ZM201 144V143H200ZM250 144V145H249ZM39 145H37L38 147H39ZM51 145V146H50ZM88 145V144H87ZM118 147H117V146ZM149 145V146H150ZM204 145V144H203ZM240 145V144H239ZM7 146V147H8ZM76 146V147H77ZM81 146V145H80ZM80 146H78V147H80ZM103 146H105V145H103ZM132 146V145H131ZM139 146V145H138ZM140 146L142 147L143 146V148L145 147L144 145H141L140 144ZM152 146V145H151ZM165 146L166 145H164L163 146V151L164 152H166L167 150L169 151V148H172L173 149V147H168L169 145H167V150L165 149ZM237 146V145H236ZM241 146V145H240ZM243 146H242V149H240V150H237V153L239 152V154L238 155H240L241 153V151L243 150ZM255 146H256V143H255ZM7 147H6V149H7ZM10 147V148H11ZM38 147H37V149H38ZM53 147V146H52ZM78 147H77V149H78ZM140 147V148H141ZM238 147V146H237ZM75 148V147H74ZM74 148L72 149V150H74ZM84 148H86V147H84ZM102 149L104 148V147H101ZM124 148V149H123ZM142 148V149H143ZM146 148H148V147H146ZM161 149L162 147H158V149ZM239 148V147H238ZM251 148V147H250ZM249 147H247V148H245L244 149V152H242L243 154V156L239 159V160H237L238 158H236L235 160L236 161H234V170H232V171H229L228 172V170H227V172H226V176L225 175H223V176H221V178L219 179L218 177L217 178H215V180L214 179H212L211 177H212V175H210V174H207L206 173V167H205V164L207 165V163H205V161L203 162V160H207L208 159V156H207V159H204V157L202 156L201 158H196L195 156V158H196V160H195V158L193 157V158H188V157H180V158H178V159H180V161H179V163H173V164H175L174 165V168H175V166L177 165V167H178V169H177V167H176V171L177 170H179L178 171V175H179V178H180V176L182 177L181 179H183V180H181V181H179V183H178V185L176 184V186H174V189H172L171 191H170V194H169V196L167 195V197L165 198V197H162L164 200L162 201V198L161 197H159V199L161 200V201H158V200H156L155 199V195H156V193H155V183H158V182H160L161 180H162V174H164V168L166 169V167H168V165H169V163L171 162H169L168 161V159L170 158V159H172L173 158V153L171 152L172 150H170L168 153L170 154V152L172 153V155L170 154V156L168 157H166V156H164V154H163V152H162V154L163 155H161L160 156V158H159V161H161L162 160V165L160 166V164H158L159 165V167H157V168H159L158 169V171L160 172H157L158 174H157V176H156V173L154 174L153 173V169H155L156 168V162L158 161V159L156 160V162H155V160L154 159H156V157H155V155H154V157H152L151 156V158L150 157H148V156H146V157H144V159L143 160H145L143 163H141V162H139L138 161V166L137 167H135V165L136 164H134V166H132V164H127V165H130V166H127V167H125V168H123V169H121V168H119V169H121V171L120 172H117V174L119 175V174H121L120 176H121V178L123 179L122 181H120L119 183H122L123 181L125 182L126 180V182H127V185H128V183L129 182H131V183H133L132 184V186H134V187H136L137 188V191H139V192H144L142 195H140V196H138L135 200H134V198H132L133 200H131L132 202H134L135 204H132L133 205V208L131 207V204H130V209L128 208V207H125V209L126 208H128L129 210H132L131 212L134 214V209H135V207L137 206V205H139V204H137V203H139L138 201L139 200H141V202L140 203H143L142 201H144L145 203H143V204H145V205H143V206H145L144 208H142V214L140 215L141 217H137V218H140V219H138V220H133L135 217H133L132 216V220L134 221H131V216L130 215H132L131 213H129L128 215H126L125 213H126V210L123 208V212L122 211H120L121 212V214L123 213V214H125L123 217L122 216H120L121 214H120V212L119 213H113L110 209L111 208H109V206L108 207H106L107 205H109V203L107 204V200L106 199H108V197H105V195L107 194H109L108 192H110V191H108V189L107 190H105V188H104V186L102 187V184H103V179L105 178L104 176L105 175H103L102 176V179H100L101 178V176H100V178H99V180H97V181H95L96 183H93V185L91 186V191L93 190V192H91L90 190H89V187L87 188L88 189V191H89V195L88 196H86L85 194H87V193H85L84 195H83V197H84V201L83 202H81V203H85L84 205H82L84 208H82V206H81V204L79 205V206H81V208L79 207V208H77V209H81V212H82V218L84 219V217L86 218V216H85V214L88 212V207L90 206V209H91V205L90 204H94V205H97L98 207H99V205H103V203H104V209H107V208H109V210H110V214H112L113 216L115 215V217H114V219L113 218H111L112 216L111 215H107L106 216V211H105V216H102L101 215V217L100 218H95V219H97V220H95V221H93L92 220V222H87V224H86V222H85V220H83L84 222H85V224H84V222L82 221V219H81V222H83V223H81L80 221V223L79 224H77L75 227L76 228H74L73 229V227H74V225H73V227H72V229H70V231H68V233L69 232H71L70 234H71V236H72V238H77V237H79V235L80 234H82V233H86L85 231H87L88 233H86V236L87 237H89V238H92V237H95L94 239H96L97 237H96V235L98 236V238H99V235H101L102 234V236H104L105 238L103 239V238H101L102 236H100V238L99 239H102V240H100V241H98L99 239H96V241L95 240H93V238L91 239V240H93V241H95V242H93L92 244H91V250L90 251H88V252H84V253H81V255H80V253L78 252V253H76V251H75V245L74 244H72L71 246H69V245H67L68 246V248L67 249H65V251H64V249L62 250V249H60V250H62L63 252H61V251H59V252H57L58 251V249H56L57 251V253L55 254L54 253V255L52 254L53 252H54V249H53V252L51 253L52 255H49V256H46V258L44 259V257L43 258H40V260H41V262H40V260L39 259H37V257H35V256H33L35 259H37V260H39V264H120L121 262H124L125 260H128V261H133V258H140L141 259V261H140V264H141V262L143 263V264H195V263H197V264H259V263H261V262H263L264 261V165H262V164H264V160L262 161V163L259 165L258 163H256V162H253L254 163V165H255V163L257 164V165H259L258 167H256V165L253 167V165H252V167H251V164L250 163H252V161H256V158H252L251 160L249 159V164L248 163H245V162H247V160H246V158H248L250 155H253V154H251V149H250ZM255 148V147H254ZM260 147H258V149H259ZM77 149H75V150H77ZM81 149V148H80ZM102 149H99V151H91V149H89L90 150V152H89V150H85V154H84V156L86 157V161H88L89 163V165H91L92 164V161H93V163L94 162H99L104 156H105V153H104V156H103V152H101L100 150H102ZM149 149L151 150L152 149V147H149ZM154 150H156L157 148H153ZM175 149H176V147H175ZM261 149V148H260ZM260 149H259V151H260ZM263 150L262 151H260L259 153H261V155H263L264 156V148H262ZM71 150V151H72ZM104 151H105V149H103ZM127 150V149H126ZM154 150H152V151H154ZM177 151H178V148L176 149ZM179 150H181V149H179ZM256 150H257V147H256ZM42 151V152H41ZM71 151H70V155H71ZM84 151V150H83ZM218 152H219V150H217ZM217 151L215 152V151H213L214 153H216V157H218L219 156V153L221 154V152H222V150H220L221 152H219V153H217ZM226 151V150H225ZM254 151H255V149H254ZM20 152V153H19ZM50 152V151H49ZM75 152V151H74ZM77 152V151H76ZM80 152H81V150H79V154H80ZM118 152V151H117ZM121 152V151H120ZM253 152V151H252ZM2 153V152H1ZM88 153H90V154H88ZM123 154H125L126 152H122ZM176 153V151H174V154ZM177 153H180V152H177ZM183 153H186L185 151H183L182 150V155H183ZM207 153V152H206ZM209 153V152H208ZM207 153V154H208ZM226 153H227V151H226ZM226 153H223L222 152V154L224 155V154H226ZM254 153V152H253ZM258 153V152H257ZM3 154V153H2ZM1 154V155H2ZM6 154V153H5ZM13 154H15V155H13ZM43 154H45V156L43 155ZM69 154H63L62 155V158L63 157H65L64 158V162H66V163H71V161H72V157L73 156H77L75 153H73V156H71L70 157V155ZM75 154V155H74ZM79 154H78V156H79ZM82 154V153H81ZM109 155H110V153H108ZM167 154V153H166ZM165 154V155H166ZM181 154V153H180ZM201 154H203V155H205L204 153H201ZM213 154V153H212ZM8 155H9V152H8ZM66 155H67V157H66ZM69 155V156H68ZM91 155V156H90ZM98 156V157H94V156ZM111 155H113V154H111ZM115 155V154H114ZM119 155V153L117 154V156ZM149 155H153V154H149ZM186 154H184L183 156H185ZM223 155H222V157H223ZM237 155V156H238ZM258 155V154H257ZM13 156V157H12ZM60 156V155H59ZM77 156V157H78ZM82 156V155H81ZM106 156H108L107 154H106ZM116 156V157H117ZM122 156V154L120 153V157ZM163 156H164V158H167V159H164L163 158ZM174 156H176V155H174ZM178 156H181V155H177V157ZM187 156H189L190 157V155H187ZM199 156V155H198ZM201 156V155H200ZM206 156V155H205ZM226 156H228V155H226ZM225 156V157H226ZM259 156V155H258ZM263 156H260L262 159H263ZM3 155H2V157L0 156V158H2V160H5V159H3ZM12 157V158H11ZM39 157V158H38ZM119 157V156H118ZM123 157V156H122ZM222 157H220L221 159L220 160H218L219 158H217L216 160L217 161H223V159H222ZM238 157H240V156H238ZM243 157H244V159H243ZM260 157H257L258 159L260 158ZM35 158V157H34ZM51 158V157H50ZM49 158V159H50ZM62 158H60V161H61V163H62ZM74 158V157H73ZM76 158V157H75ZM97 158H99V160L97 159ZM106 158V157H105ZM146 158V159H145ZM162 158V159H161ZM203 158V159H202ZM206 158V157H205ZM224 158V157H223ZM227 158V157H226ZM48 159V158H47ZM53 159V158H52ZM57 159H58V157H57ZM164 159V160H163ZM169 159V160H170ZM192 159V160H191ZM13 160V161H12ZM34 160H36V158L34 159ZM84 160H85V158H84ZM102 160H104V159H102ZM142 160V161H143ZM154 160V161H153ZM190 160V161H189ZM225 160H228V158L227 159H225ZM10 163H9V162ZM58 161V160H57ZM73 161H74V159H73ZM85 161V162H86ZM178 161V160H177ZM193 162V164H192V162ZM208 161V160H207ZM240 161V162H239ZM243 161V162H242ZM260 161V160H259ZM13 162V163H12ZM55 162H56V160H55ZM225 162V161H224ZM261 162V161H260ZM42 163V162H41ZM58 165H59V162H56ZM101 163V162H100ZM133 163H135V162H133ZM139 163H141L140 165H139ZM160 163V162H159ZM181 163V164H180ZM194 163H195V165H194ZM239 164L238 166H237V164ZM17 164V165H16ZM20 164V165H19ZM38 164V165H37ZM54 164V163H53ZM171 164V163H170ZM172 164V165H173ZM189 164V165H188ZM9 165V166H8ZM86 165V164H85ZM96 165V164H95ZM157 165V166H158ZM165 165V166H164ZM190 165H192L191 167H189ZM208 165H209V163H208ZM231 165V164H230ZM247 165V166H246ZM49 166V167H48ZM60 166H62L61 164H60ZM68 166V165H67ZM67 166H66V164H65V166L63 165V167L65 168H67ZM71 166V165H70ZM69 166V167H70ZM126 166V165H125ZM232 166V165H231ZM231 166H229L230 168H231ZM56 167V166H55ZM58 167V166H57ZM91 167V166H90ZM90 167H88V165L86 166V168H90ZM202 167V168H201ZM205 167V168H204ZM233 167V166H232ZM245 167V168H244ZM23 168V167H22ZM157 168H156V171H157ZM172 168H173V166H172ZM229 168V169H230ZM249 168V169H248ZM262 168V169H261ZM36 169V170H37ZM63 169V168H62ZM70 169V168H69ZM203 169H205L204 171L205 172H203ZM257 169V170H256ZM3 170V171H2ZM64 170V169H63ZM133 170V171H132ZM164 170V171H163ZM193 170V171H192ZM196 170V171H195ZM202 170V171H201ZM224 170H226V169H224ZM231 170V169H230ZM5 171V172H4ZM17 171V172H16ZM38 171V170H37ZM66 171L68 172L69 170L68 169H66ZM66 171H64V172H66ZM70 171H71V169H70ZM118 171V170H117ZM132 171V172H131ZM146 171V172H145ZM150 171V172H149ZM152 171V172H151ZM162 171H163V173H162ZM201 171V173H199ZM247 171V172H246ZM258 171V172H257ZM263 171V172H262ZM51 172H53V170L51 171ZM187 172V173H186ZM222 172H223V170H222ZM222 172H220V173H218L219 175H216V176H220V174H222ZM249 172V173H248ZM19 175H18V174ZM23 173V172H22ZM195 173V174H194ZM206 174V176H208V177H206L205 178V176L203 175V174ZM254 173V174H253ZM255 173H256V175H255ZM261 173V174H260ZM262 173H263V175H262ZM6 174H8V175H6ZM34 174H35V172H34ZM34 174H33V177H32V175L29 177V178H31L32 177V179L34 178V179H37L38 177L36 176V178L34 177ZM51 174V173H50ZM66 174V173H65ZM123 174V175H122ZM134 174H138L139 176H136V175H134ZM142 174H143V176H142ZM224 174V173H223ZM228 174V175H227ZM243 174V175H242ZM261 175V177L260 176H258V175ZM12 175V176H11ZM115 175H116V172H115ZM131 175H134L133 177L135 178V176L136 177H139V178H131ZM162 175V176H161ZM177 175V174H176ZM190 175H192V176H190ZM246 175H248L247 176V178H249V175H254V177H258V178H256V181H254L253 183H252V180L254 179H252L251 180V183H249L250 182V179L251 178H249V180L247 179L246 180V184H248V185H245V183H244V181L242 180V178H244V177H246ZM5 176V177H4ZM27 176V177H26ZM51 176V175H50ZM117 176V175H116ZM155 176V177H154ZM161 176V177H160ZM214 177H215V175H213ZM230 176V177H229ZM104 177V178H103ZM119 177V176H118ZM117 177V178H118ZM140 177H141V179H140ZM28 178V179H29ZM187 178V179H186ZM201 178V179H200ZM204 178V179H203ZM27 179V180H28ZM190 179H191V181H190ZM193 179V180H192ZM206 179H212V180H214V184H213V182H212V180H209L210 182H211V185L213 184L214 185V187H213V185H212V187L214 188H212V189H210V191L211 190H214V191H212V193L213 192H216V193H214V194H217V192L218 191H215V190H218L219 188H222V189H220V190H222V192L221 191H219V192H221V194H217L218 195V197H215V195H214V197H215V199H213L214 197H213V195L210 193V195H212V197L213 198H211L210 197V195H207V194H204V192H202V193H200V191H203V186H205L208 182H206L205 180ZM246 179V178H245ZM260 179V180H259ZM24 180V181H23ZM38 180V179H37ZM106 180V179H105ZM108 180V179H107ZM155 180V181H154ZM178 180V179H177ZM188 180V181H187ZM197 180V181H196ZM218 180V181H217ZM133 181V182H132ZM224 181L225 182H227L226 184H224ZM243 181V182H242ZM249 181V182H248ZM28 182V181H27ZM125 182V183H126ZM147 182V183H146ZM197 182V183H196ZM209 182V183H210ZM248 182V183H247ZM118 183V186L119 185H121V184H119ZM137 183H141L142 185H140V187H142V188H138V186H139V184L137 185ZM145 183V184H144ZM176 183V182H175ZM174 183V184H175ZM192 183V184H191ZM204 183H206L205 185H204ZM207 184V185H209L210 186V184ZM238 183V184H237ZM243 183H244V185H243ZM255 183V184H254ZM92 184V183H91ZM90 184V185H91ZM160 184V183H159ZM221 184V185H220ZM222 184H224L223 186H222ZM11 185H13V184H11ZM25 185V184H24ZM108 185V184H107ZM107 185L105 186V187H107ZM127 185H125V186H127ZM131 185V184H130ZM158 185V184H157ZM190 185H191V187H190ZM207 185L205 186V187H207ZM250 185V186H249ZM100 186V187H99ZM109 186V185H108ZM117 186V184H115L114 185V187H111V188H115V187H118ZM123 186H124V184H123ZM123 186H122V188H123ZM147 187L146 188V190L144 191V190H142V189H144L145 187ZM184 186V187H183ZM121 187V186H120ZM144 187V188H143ZM238 187V188H237ZM240 187V188H239ZM242 187V188H241ZM41 188H43L42 190H40V191H42V192H40L43 196H44V201H42L41 203H40V201H38V202H36V205H35V203H33L32 205H30V207L32 206V209H33V213H35L37 210H46L47 209V211H49V207L52 205V204H55V201H60L61 203H59L58 204V206H59V209H57V210H55V213H57L56 211H58V213H57V215L56 214H54L51 218H54V216H56V218L55 219H57V220H61V218H63L61 215H59V213L61 212L62 213V210L64 209V211H63V213H62V215L64 214V218L62 219V220H64L65 219V215H66V217L68 216V214H69V208H68V206H67V203H66V206L62 203V200L61 199H59V197L61 196V198H62V196H63V194H65V191H63V189H62V193H61V195H60V193H59V191L57 192V193H54V194H56L57 195V200H55L53 197H51V196H49L48 195V190L50 191V189H49V187H46L47 188V191L45 190V187L43 186V187H41ZM100 188L102 189H104V194H100V193H102L103 191H100ZM110 188V189H111ZM119 188V187H118ZM158 188V187H157ZM188 188L190 189V191L192 192V189H194V193L193 194H190V195H188V196H186V197H181V195H183V194H185V193H188ZM192 188V189H191ZM64 189H66V192H68L69 193V189H67V188H64ZM169 189H171V188H169ZM168 189V190H169ZM177 189V190H176ZM201 189V190H200ZM237 191H236V190ZM248 189V190H247ZM44 190V191H43ZM60 190V189H59ZM115 190H117L118 191V189H115ZM114 189L112 190V192L113 191H115ZM160 190V189H159ZM159 190H156L157 191V193H159ZM168 190H166L168 193H169V191ZM181 190V191H180ZM187 190V192H185ZM207 188L206 189H204V191L206 192V193H208L207 191ZM235 190V191H234ZM241 190H242V192H241ZM119 191H122V190H120L119 189ZM166 191H164V196H165V194H167L166 193ZM209 191V192H210ZM226 193H225V192ZM233 191V192H232ZM240 191V193H238ZM60 192H61V190H60ZM71 192V191H70ZM112 192H111V194H112ZM172 192V193H171ZM218 192V193H219ZM236 192V193H235ZM95 193V194H94ZM160 193H163V192H160ZM233 193V194H232ZM39 194V193H38ZM67 194V193H66ZM137 194L139 195V194H141V193H138L137 192ZM227 194V195H226ZM236 196H235V195ZM50 195H52L51 193H50ZM60 195V196H59ZM68 195H71L72 196V193L70 194H68ZM123 195V194H122ZM161 195V194H160ZM235 196L234 197V199L236 198V200H233V201H236V202H234V203H232V204H230L229 203V199H230V197L231 196ZM41 196V195H40ZM65 196L66 195H64L63 196V198H65ZM99 196V197H98ZM109 196V199L111 200V198H110V195H108ZM154 196V197H153ZM233 196H232V198H233ZM67 197H70V196H66V198ZM87 197H88V200H87ZM89 197H90V199H89ZM102 197V198H101ZM103 197H105V198H103ZM124 197V196H123ZM249 197V199L248 200H250V201H248L247 203H246V206L245 205H243V206H241L240 205V203L239 202H241L242 201V203L244 204V202L243 201H245V200H247V198ZM257 197V198H256ZM260 197V198H259ZM41 198H43L42 196H41ZM62 198V199H63ZM65 198V199H66ZM97 200H96V199ZM99 198V199H98ZM119 198H121L122 199V196L120 197V195L119 196H117V202H119L120 203V201H125V199H122V200H120ZM125 198V197H124ZM157 198V197H156ZM246 198V199H245ZM64 199V200H65ZM83 199V198H82ZM100 199H105L104 201H103V203H101L100 202ZM143 199V200H142ZM168 199V200H167ZM189 199V200H188ZM213 199V200H212ZM245 199V200H244ZM116 200V199H115ZM120 200V201H119ZM175 200V201H174ZM182 200V201H181ZM206 200H207V202H206ZM215 200V201H214ZM253 200V201H252ZM57 201V202H58ZM127 201V200H126ZM125 201V202H126ZM131 201L129 202V203H131ZM154 201V202H153ZM181 201V202H180ZM232 201V200H231ZM239 201V202H238ZM65 202V201H64ZM109 202V201H108ZM173 202H175V204L174 205H172L173 204ZM246 202V201H245ZM52 203V204H51ZM124 203V202H123ZM172 203V204H171ZM208 203V204H207ZM18 204H19V202H18ZM39 204V205H38ZM107 204V205H106ZM154 204V205H153ZM159 204V205H158ZM225 204V205H224ZM15 205V204H14ZM56 205V204H55ZM69 205V204H68ZM172 205V206H171ZM210 205V206H209ZM5 206H7V205H5L4 204V206L3 205H1V208H3L4 210H5ZM21 205H18V207L21 209V207H20ZM54 205H52L51 207H53ZM58 206H57V208H58ZM71 206V205H70ZM69 206V207H70ZM8 207V206H7ZM17 206H15V210H14V208H13V210L14 211H16L17 210V208H18ZM29 207V210L31 209ZM60 207H62V210H60ZM103 207L101 208V206L99 207V208H101L102 210H100V212H99V210H97L99 213H101V211H102V213H103ZM205 207V208H204ZM0 208V209H1ZM12 206L11 207H9L8 209H10L11 210V212H13V213H15L14 211H12ZM54 208V207H53ZM95 208V207H94ZM98 208V209H99ZM137 208V207H136ZM157 208V209H156ZM171 210H170V209ZM235 208V209H234ZM20 209H18V210H20ZM96 209V208H95ZM144 209V210H143ZM187 209V210H186ZM18 210L16 211V212H18ZM70 210H71V208H70ZM120 209H118L117 210V212L119 211ZM124 210H125V213H124ZM147 210V211H146ZM163 210V211H162ZM203 210V211H202ZM9 211V210H8ZM39 211H37V213L39 212ZM44 211H40V213H42V212H44ZM47 211H45V213L47 212ZM53 212V210H50V212ZM79 212H80V210H78ZM114 211H116V210H114ZM210 211V212H209ZM229 211V212H228ZM240 211V212H239ZM2 213L4 212V211H1ZM0 212V213H1ZM7 212V211H6ZM31 212H32V210H31ZM51 212V214H53ZM85 212V213H84ZM112 212V213H111ZM147 212V213H146ZM150 212V213H149ZM196 212V213H195ZM2 213H1V219H0V226L1 225H3V224H5V223H7L8 221H9V217H12V215H14V214H11L9 217H8V219L6 218V216H2ZM7 213H9V212H7ZM49 213V212H48ZM47 213V214H48ZM60 213V214H61ZM89 213V212H88ZM87 213V214H88ZM98 213V214H99ZM108 213V214H109ZM128 213V212H127ZM174 213V214H173ZM193 214V216H192V214ZM206 213V214H205ZM4 215H5V213H3ZM44 214V213H43ZM46 214V215H47ZM118 215V217L120 216L121 218H122V220L123 221H121V225L119 226V224L117 225L118 227H117V231L116 230H112L113 232H111V233H108L107 231H111V229H109V228H111L110 226L113 224V222H115L116 221V219L118 218H116V216ZM140 214V213H139ZM190 214V215H189ZM196 214V215H195ZM255 214V215H254ZM78 215H79V213H78ZM176 215V216H175ZM190 216L191 217V219H190V221L187 219L186 220V218H187V216ZM237 215V216H236ZM8 216V215H7ZM51 216V215H50ZM80 216V215H79ZM99 216H100V214H99ZM98 216V217H99ZM169 216V217H168ZM184 216H186V218H185V220H186V223L185 222H183V217ZM209 216V217H208ZM229 216V217H228ZM260 216H262L261 218H260ZM163 217V218H162ZM173 219H172V218ZM194 217H195V219H194ZM80 218V217H79ZM120 218V219H121ZM124 218V219H123ZM143 218V219H142ZM148 218V219H147ZM168 218H170V219H168ZM239 218V219H238ZM163 219H166L167 221H165V222H163L162 220ZM205 219V220H204ZM8 220V221H7ZM13 220V219H12ZM12 220H11V222H12ZM17 220H20V219H17ZM79 220V219H78ZM114 220V221H113ZM149 220H152V221H149ZM157 220V221H156ZM169 220V221H168ZM173 220V221H172ZM184 220V221H185ZM250 220V221H249ZM5 221V222H4ZM7 221V222H6ZM117 221H118V223H119V219H117ZM144 221L147 223V224H149V226H150V222H152V223H155V224H153V225H151L150 226V229H147V228H149V226L148 227H146L145 226V223H144ZM180 221V222H179ZM182 221V222H181ZM189 221V222H188ZM16 222V223H15ZM19 222V221H18ZM21 222V221H20ZM19 222V223H20ZM149 222V223H148ZM171 222V223H170ZM260 222V223H259ZM13 223V222H12ZM18 223V226L20 225ZM117 222H115V224H116ZM143 223H144V227H143ZM170 223V224H169ZM182 223H183V225H182ZM226 223V224H225ZM8 224V223H7ZM13 224H15V226H17V221H16V218H14V223ZM12 224V225H13ZM49 224H51V223H49ZM48 224V225H49ZM75 224V223H74ZM90 224V225H89ZM132 224V225H131ZM248 224V225H247ZM260 224H262V225H260ZM52 225V227H53V225H54V223H52L51 224ZM80 225V226H79ZM154 225H156V226H154ZM254 225H256V226H254ZM14 226V227H15ZM45 226V225H44ZM3 226H1V228H2ZM13 227V226H12ZM48 227V226H47ZM57 227H60L59 225H57ZM109 227V228H108ZM115 227V226H114ZM113 227V228H114ZM143 227V228H142ZM145 227H146V230H145ZM249 227H251V233H250V231H249V233H247V230H249L250 228ZM263 227V228H262ZM17 228V227H16ZM15 228V229H16ZM49 228H50V226H49ZM48 228V229H49ZM55 227H53V229L52 230H54L53 232L51 231L50 233H48L47 234V238H48V240L45 238V237H43L42 238V236L45 234L46 235V233H45V230H46V226L44 227V230L42 231V229L43 228H37L38 230H36V231H32V230H34V229H32V230H28L27 232H25L24 234V239L22 238V241H16V240H14V239H11L12 237H14V236H12L11 238L8 236L7 238L8 239H1V241H0V262L3 264V263H5V261H7V259L9 258V256H11V255H13V254H16L15 253V251L18 253L19 251H20V253H23L24 252V254H25V251H23V252H21L22 250H24V249H28V251L32 248V246L33 245H35L37 242H38V244H40V242L38 241V239L39 238H42V239H46L47 241H46V243H47V245L49 246V247H55V244H56V242L57 241H59L58 239H61V237L63 236V233L65 234V233H67L66 232V230H64L63 231V233L61 232V231H59L58 232V230H57V232H56V230L54 229ZM112 228V229H113ZM123 228V229H122ZM137 228V229H136ZM154 228V229H153ZM193 228H195V229H193ZM197 228V229H196ZM48 229L46 230V232L48 231ZM86 229V230H85ZM152 229V230H151ZM260 229V230H259ZM73 230V231H72ZM96 230V231H95ZM104 231V232H103ZM109 231V232H110ZM153 231V232H152ZM187 231V232H186ZM236 231V232H235ZM257 231V232H256ZM76 232H78V233H76ZM98 232V233H97ZM128 232V233H127ZM158 232V233H157ZM261 232V233H260ZM27 233V234H26ZM117 233V234H116ZM135 233V234H134ZM165 233V234H164ZM167 233V234H166ZM244 235H242V234ZM30 234V235H29ZM84 234H82V236H84ZM93 234V235H92ZM94 234H96V235H94ZM99 234V235H98ZM240 234V235H239ZM249 234V235H248ZM44 235V236H45ZM58 235V236H57ZM112 235V236H111ZM231 235H233V236H231ZM251 235H252V237H251ZM254 235V236H253ZM257 235H259V236H257ZM34 236V237H33ZM53 236V237H52ZM66 236V235H65ZM68 236V235H67ZM66 236V237H67ZM70 236V235H69ZM70 236V237H71ZM82 236H80L79 238H81ZM85 236V237H86ZM163 236H165V237H163ZM26 237H27V239H26ZM64 237V236H63ZM109 237V238H108ZM163 237V238H162ZM191 237V238H190ZM15 238V237H14ZM68 238V237H67ZM72 238H70V239H72ZM78 238V239H79ZM112 238V239H111ZM159 238H161V239H159ZM167 238V239H166ZM183 238V239H182ZM197 238V239H196ZM224 238V239H223ZM239 238V239H238ZM69 239V238H68ZM69 239V240H70ZM73 239V240H74ZM169 239V240H168ZM41 240V239H40ZM73 240H71V241H73ZM77 240V239H76ZM113 240V241H112ZM186 240V241H185ZM192 240V241H191ZM195 240H196V242H195ZM49 241V242H48ZM55 241V242H54ZM229 241H230V243H229ZM243 241V242H242ZM249 241V242H248ZM42 242V241H41ZM70 242V241H69ZM92 242V241H91ZM146 242V243H145ZM152 242H154V243H152ZM155 242H157V244L155 243ZM193 242H195L194 243V245L192 244L191 245V243H193ZM201 242V243H200ZM211 242H212V244H211ZM3 243V244H2ZM46 243L44 242V245H46ZM72 243V242H71ZM150 243V244H149ZM205 243V244H204ZM254 243V244H253ZM261 243H262V246H261ZM43 243H41V246H43L42 245ZM57 244H58V242H57ZM56 244V245H57ZM153 244V245H152ZM172 245V247H171V245ZM188 244V245H187ZM46 245V246H47ZM77 245V244H76ZM151 245V246H150ZM155 245H157V246H155ZM186 245H187V247H186ZM203 245H205V246H203ZM226 245V246H225ZM2 246H4V247H2ZM45 246V247H46ZM47 246V247H48ZM164 246H167L166 248H167V250H166V248H164ZM169 246V247H168ZM185 247V249H184V247ZM192 246V247H191ZM193 246H194V248H193ZM203 246V247H202ZM210 246V247H209ZM259 246V247H258ZM14 247V248H13ZM31 247V248H30ZM44 247V246H43ZM48 247V248H49ZM104 247V248H103ZM174 247H175V249H174ZM182 247H183V250H182ZM189 247V248H188ZM258 247V248H257ZM12 248V249H11ZM30 248V249H29ZM48 248H46L47 250H48ZM58 248V247H57ZM96 248V249H95ZM164 248V250L166 251V255L165 256H163V254L161 253L162 251H161V249H163ZM259 248H262V249H259ZM5 249V250H4ZM7 249H9V250H7ZM21 249V250H20ZM73 249V250H72ZM103 249V250H102ZM169 249V250H168ZM177 249V250H176ZM243 249V250H242ZM19 250V251H18ZM51 250V249H50ZM163 250V251H164ZM203 250V251H202ZM205 250V251H204ZM241 250V251H240ZM253 250V251H252ZM49 251V250H48ZM172 251V252H171ZM177 251V252H176ZM201 251H202V253L203 254H206V257H204L203 255H202V253H201ZM246 251V252H245ZM14 252V253H13ZM50 252V251H49ZM49 252H47V253H49ZM155 252V253H154ZM170 252V253H169ZM190 252H192V253H190ZM213 252V253H212ZM241 252H243V253H241ZM26 253H27V251H26ZM46 253V254H47ZM211 253V254H210ZM28 254V253H27ZM63 254V255H62ZM78 254V255H77ZM199 254H201V259H199V257H198V255ZM216 254V256H213V259H212V255H215ZM29 255V254H28ZM28 255L26 256H22L21 257V255L19 256V259L16 261V263L15 264H30V263H32V261L33 260H35L33 257V260L32 261H30L32 258H31V256H29L28 257ZM31 255V254H30ZM48 255V254H47ZM60 255V256H59ZM136 255V256H135ZM195 255H196V257H195ZM42 256V255H41ZM78 258H77V257ZM163 256V257H162ZM187 256V257H186ZM241 256V257H240ZM40 256H38V258H39ZM155 257L158 259L157 261L155 260ZM162 257V258H161ZM183 257V258H182ZM203 257V258H202ZM22 258V259H21ZM24 258V259H23ZM57 258V259H56ZM167 258V259H166ZM192 258V259H191ZM221 258V259H220ZM240 258V259H239ZM244 258V259H243ZM248 258V259H247ZM21 259V260H20ZM53 259V260H52ZM142 259H143V261H142ZM195 259V260H194ZM243 259V261H240V260H242ZM20 260V261H19ZM37 260H35V261H37ZM45 260V261H44ZM50 260V261H49ZM121 260V261H120ZM149 260V261H148ZM194 260V261H193ZM202 260V261H201ZM137 261V260H136ZM136 261L134 260L133 262H135L136 263ZM154 261V262H153ZM209 261V262H208ZM218 261V262H217ZM52 262V263H51ZM126 262V261H125ZM125 262H124V264H125ZM185 262V263H184ZM195 262V263H194ZM214 262V263H213ZM237 262V263H236ZM0 263V264H1ZM33 264V263H32ZM123 264V263H122ZM137 264H139V263H137ZM262 264V263H261ZM264 264V263H263Z\"/></svg>",
    "mask_w": 264,
    "mask_h": 264
},
{
    "label": "bare ground",
    "instance_id": "obj_2",
    "mask_svg": "<svg viewBox=\"0 0 264 264\" xmlns=\"http://www.w3.org/2000/svg\"><path fill=\"white\" fill-rule=\"evenodd\" d=\"M5 1H6V3H5ZM9 1H10V4H11V7H10V9L11 8H13L12 6L13 5H15V2H13L14 0H0V7H2L1 5H3V4H7V3H9ZM18 1V0H17ZM23 1V0H22ZM21 1V2H22ZM24 1H27V0H24ZM43 1V0H42ZM58 1V0H57ZM56 1V2H57ZM61 0H59L58 2H60ZM67 1V0H66ZM66 1H62V2H60V4L57 2L56 4H55V6H54V3L50 6V7H52V8H55V7H57L56 8V10H54V11H51V9L50 10H48L47 8L48 7H43V8H45V10H47L45 13H43L44 12V10H42V11H40L41 10V5H39V4H36L34 7H30V9H32L31 11H29V9H28V11H29V14H28V12H27V10L26 9H23V10H21V9H16V13H17V15L15 16V17H13L12 18V16L14 15V13H13V15L9 18L8 16H4L3 17V14H1L0 15V34H1V32H2V29L4 28V29H8L9 28V30H11V31H9V33L11 32H15V31H17L18 30V28H23V25H27V23H28V26H27V28H36L35 27V25L37 24L38 25V23H36V17H37V14H38V12H40L38 15H40V14H42V17H44V19H47V20H49V21H45L43 18H42V20L43 21H45V22H47V23H53V21L54 22H58V23H64L65 25L67 24L68 25V23H69V21H71V15L74 13V16H76V14L75 13H77V16L79 17L80 16V18H81V16L83 15V14H85L84 16H82V18L83 17H85V16H90V15H92V16H90L91 18H92V21L91 22H94V23H91L92 25H86L87 27L86 28H83V29H81V27L79 28L80 29V31L78 32V30L79 29H77L76 30V33L78 32L79 34H80V36H79V34H77L78 36H79V38H75L76 37V33L74 32L73 33V35H70L71 33L69 32L68 33V36L66 35L67 34V31H64V30H62V31H58V34H57V32H56V34H55V36L54 37H52V35L48 38L47 37V35L46 34H41V35H39V36H41V37H36L35 35L37 34L36 32H34V36H33V34L32 33H30L29 35L32 37L33 36V38H31L29 41L27 40V39H29V38H27L26 39V41H27V43H25V45H27V47H38V45L39 44H43L44 46H42V48L41 49H38V50H36V52H35V54H33L32 53V50H28L27 52H25V53H22L21 52V54L20 55H18L19 53L18 52H14L13 50H10V51H5V50H0V90L2 91L3 89H1V88H3L4 86H5V84L7 85V81H8V79H10L8 76H10V74L12 75L14 72H16L17 71V68L18 67H16V65H17V63L19 64V63H21L20 61H21V59L23 60V58L21 57L20 58V56H22L23 54L24 55H26V57H27V54H28V52L30 53H32L34 56H28L29 58H32V60L33 61H37V60H40V59H43V58H45L46 56H47V59L46 60H48V62H49V60L50 59H52V62H47L46 63V65H44V63H43V61L41 62V63H38L37 64V66H38V68H36L35 69V71H34V74H32L31 72H30V76H32V77H30V79H29V77L27 78L29 81H25L24 79V81L21 83V81H20V83L19 84H17L16 85V87L19 85V87L21 88V92H23V93H27L28 95H29V97L28 98H32V99H34V98H38V96L39 95H41L42 94V92L41 91H44V92H46V94L47 93H49L50 91L52 92H50L49 94H51V95H53V97L52 98H54V97H56V98H54V100L55 101H58L57 99V96H56V94L57 95H59V99L61 100L60 102L61 103H64V105H69L70 103H72L71 102V97H70V95H69V99H66V100H68L69 101V103H67L66 102V100H64L63 99V101H62V92H61V94L59 93H57L58 92V90H61L63 87H64V89H66V90H70V92H72L74 89H76L77 87H78V85H79V77L80 76H78V74H80L81 75V73L83 74V75H81V77L83 76V78H84V75H85V77H86V75L87 76H89L90 75V77H92V78H96V77H100V73L104 70H108V68H116V67H118V66H120L121 64H123V63H128V66H129V68L131 69V72L132 71H134L133 69L136 67V68H141L145 63H149V62H151V61H155L156 63H158V62H162V60H161V58H162V56H161V58H160V55H162L163 53H166V52H168V53H166L167 55H170V56H172V55H174V57L176 56V54L178 55V53L180 52L181 53V51H182V48H185V46H187L186 48H195V46H197V47H200L199 45H201V43H200V40H201V42L203 43V41L202 40H204L205 39V37H207V36H209V35H211V37H210V39H209V41L211 40V42H213V40L214 41H216V39L217 38H220L219 40H217V41H220L221 40V43L222 44H224V47L226 48H224L223 47V49L224 50H222L221 48L222 47H220V49L222 50V52L223 53H225L224 51H227V48L229 47V45L228 44H230L229 42L227 43V42H222V39L221 38H223L224 39V41H226V40H228V41H230V38L229 37H233V34H236V35H234V37L235 36H237V34H239V37H240V35H242L243 36V38L245 37L246 38V40H245V38H244V40H243V38H242V40L245 42V44L246 45H248L247 43H249L251 40H252V37H253V33H254V30H255V28H256V25H257V23L259 24V21H261V20H264V7H262L263 5H258V4H256L257 2L256 1H258V0H255V4H254V6L252 7V9L250 8L249 10L251 11V10H253L254 8V11H251L250 13L248 12V8H247V6H246V9H247V12L245 13L244 12V10H245V5H247L248 3H251L252 2V0H237L236 2L234 1H230V0H222V3L220 2L219 4H222V6H220L219 4H218V7H217V9L214 11V12H216V14H218L217 16H218V18H219V20L221 21H217L216 22V25H214V26H212L214 29V31H213V33H212V30H211V28L212 27H210V24H209V21L211 20V21H213V19H210V18H216V14L215 13H213V10H211V0H187V2H186V0L184 1V3L186 2V4L184 5V3L182 4V6L180 5V7L179 6H177L176 7V5H175V7L176 8H173V9H171V8H169L168 7V4H169V1L170 0H138V1H140V3L146 8H144L142 5H141V7H139L138 9L136 8V9H134L133 8V12H134V14L132 15L131 14V17L126 21V20H124V22H123V20H120V21H116V20H112L111 19V17L109 16V14L113 11H110L109 9L110 8H114V7H116V6H119V5H122L123 7H124V3L127 1V0H102V2L101 1H96V0H92V1H90V0H73V2H72V0H69V2L70 3H68V2H66ZM75 1H77L76 3H74ZM130 1V0H129ZM128 1V2H129ZM138 1H131V3L133 2L134 3V5L135 4H137V5H139L140 3L138 2ZM214 1V0H213ZM224 1V2H223ZM229 1V2H228ZM254 1V0H253ZM259 1H262V3L264 2L263 0H259ZM4 2V3H3ZM31 2V1H30ZM47 2V1H46ZM139 4H138V3ZM215 2V1H214ZM218 2V1H217ZM228 2V3H227ZM230 2H232V4L230 3ZM3 3V4H2ZM17 3V2H16ZM38 3V2H37ZM48 3H49V1H48ZM230 3V4H229ZM245 3H247V4H245ZM30 4V3H29ZM201 4H203V6H204V8L202 7V10L203 11H205V12H207V10H209L208 12L209 13H207L208 15H206V13H204V12H202L201 11ZM39 5V6H38ZM58 5H61V6H58ZM173 5V4H172ZM198 5H200V7L198 6ZM256 5L257 6H261V7H256ZM4 6V5H3ZM17 6V5H16ZM41 6V7H40ZM129 6H130V4H129ZM169 6H170V4H169ZM184 6V8L186 9V11H183L184 10V8L182 9V7ZM206 6V7H205ZM209 6V7H208ZM5 7V6H4ZM59 7V8H58ZM125 7H126V5H125ZM150 7H152L151 9H154V8H156V12L157 13H160L159 14V17H157V15L156 16H152V15H149V14H147L146 12H148L147 10H150L149 8ZM154 7V8H153ZM174 7V6H173ZM199 7V8H198ZM208 7V8H207ZM222 9H221V8ZM117 8V7H116ZM115 8V9H116ZM118 8H121V7H118ZM141 8L143 9V12H140L141 11ZM206 8V9H205ZM114 9V10H115ZM132 9V8H131ZM195 9H196V11H198L197 9H199V11H201V13H204V15L206 16V17H208V18H205V16H204V20H202V19H200L199 18V21L200 22H202L201 24H199V27H195V25H197V23H196V21L194 20V13H196V11H195ZM205 9V10H204ZM221 9V10H220ZM15 10V9H14ZM18 10V11H17ZM26 10V11H25ZM107 11V10H109L110 12H104V11ZM135 10H136V12H135ZM140 10V11H139ZM144 10H146V11H144ZM26 12V14H24L23 12ZM48 11H49V14L51 13V16L53 15V18H57V20H53L52 19V17H50L49 16V14H47L48 13ZM100 11H102V14L100 13ZM160 11V12H159ZM220 11V12H219ZM246 11V10H245ZM20 12H21V14H20ZM32 12V13H31ZM42 12V13H41ZM104 12V13H103ZM145 12V13H144ZM200 13V12H199ZM247 13H249V14H247ZM23 14V15H22ZM27 14H28V18L31 20V22H30V20L28 19V18H26L25 17V15L27 16ZM31 14V15H30ZM45 14V15H44ZM46 14L48 15V17H46ZM54 14H55V16H54ZM79 14V15H78ZM93 14H95V16H96V14L98 15V16H93ZM108 16H107V15ZM146 14V15H145ZM211 14V15H210ZM10 15V14H9ZM21 15V17H25V19H24V17H23V19L26 21H20V18L21 17H19ZM102 17H101V16ZM107 17H106V16ZM129 15V14H128ZM145 15V16H144ZM201 15H203V14H201ZM214 15V16H213ZM32 16L34 17V18H32ZM8 17L10 20H8V18L6 19V18ZM50 17V18H49ZM69 17H71V18H69ZM77 17V18H78ZM98 17H100L101 19H103V20H105V21H101V19H99L101 22H100V24L102 25H100L99 24V20H97L96 18H98ZM110 17V18H109ZM113 17V16H112ZM151 17V18H150ZM156 17V18H155ZM181 17H183V18H181ZM15 18V19H14ZM49 18V19H48ZM95 18V19H94ZM124 18V17H123ZM153 18V19H152ZM155 18V19H154ZM177 18H179V19H183L182 21H181V25H180V23L179 22H177L178 23V25H180V26H182L183 25V28H184V30H183V28L182 27H180L179 26V28H181V29H179L178 28V31H175V30H173L174 28H173V22L175 21V20H177ZM218 18H216V20H218ZM22 19V18H21ZM70 19V20H69ZM30 22H28V21ZM41 20V19H40ZM51 20H52V22H51ZM89 20H91V19H89ZM95 20V21H94ZM207 20H209V21H207ZM43 21H40V22H42V23H45V22H43ZM63 21V22H62ZM65 21V22H64ZM67 21H68V23H67ZM88 21V20H87ZM106 21H107V23L110 25V23H112L113 24V22L115 21V23H117V22H119V24L117 23V24H115V29H117V32L119 33V34H116L117 32H115L114 34H112L113 32H114V30L112 31V33H111V29L112 28H110V26H108V24L106 23ZM210 21V22H211ZM23 22V23H22ZM84 22V21H83ZM104 22V23H103ZM110 22V23H109ZM122 22V23H121ZM185 22V23H184ZM193 22H195L196 24H194ZM262 22V21H261ZM260 22V23H261ZM264 22V21H263ZM184 23V24H183ZM206 23V24H205ZM218 23L220 24V28L218 27ZM23 24V25H22ZM54 24V23H53ZM63 24V25H64ZM80 24V23H79ZM111 24V25H112ZM186 24V25H185ZM194 24V25H193ZM209 24V25H208ZM41 25V24H40ZM49 25H51V24H49ZM64 25V26H65ZM73 25V24H72ZM83 25H85V24H83ZM107 25V26H106ZM170 25L172 26V28L173 29H171V27H170ZM201 25V26H200ZM101 28H100V27ZM186 26V27H185ZM204 26H209L208 28H203ZM216 26V27H215ZM8 27V28H7ZM41 27V26H40ZM48 27V26H47ZM59 27V26H58ZM67 27V26H66ZM82 27H85V26H82ZM102 27H103V29H102ZM105 27H108V28H105ZM112 27V26H111ZM167 27H170V28H168V31H170V32H168V31H166V29H167ZM133 28H137L136 30H142L143 29V31L142 32H144L145 34H146V32L145 31H147V35L149 36H147V38L144 40L145 41V43H144V41L143 42H138L139 44H134V45H130L129 44V41H128V34H126L129 30H133ZM166 28V29H165ZM201 28H203L204 30H202ZM69 29V28H68ZM100 31H99V30ZM209 31L208 32V34L209 33H211V34H207V32H204V31H207V30ZM217 29V30H216ZM15 30V31H14ZM28 30H31V29H28ZM35 30V29H34ZM71 30V29H70ZM97 30V31H96ZM131 30V31H132ZM145 30V31H144ZM171 30H172V32H171ZM216 30V31H215ZM96 31V33H94V35H93V32H95ZM102 31V32H101ZM131 31H129V33L131 32ZM150 33H149V32ZM152 31H154V32H152ZM211 31V32H210ZM29 32H31V31H29ZM28 32V33H29ZM59 32H60V34H59ZM63 32H64V34H63ZM99 32V33H98ZM137 32V31H136ZM157 32V33H156ZM203 32H204V34H203ZM8 33V34H9ZM62 33V34H61ZM66 33V34H65ZM111 33V34H110ZM139 33V32H138ZM150 35H149V34ZM152 33V34H151ZM153 33H156V34H154L153 35ZM32 34V35H31ZM88 34H92L91 36L90 35H88ZM101 34V35H100ZM109 34L112 36V35H116V37H117V35H118V38H119V40H118V43H119V45H117L118 43H117V40H116V47H117V49L118 48H120V51H119V49H118V51L117 50H115L116 51V53L117 54H113V57L112 56H110V57H100L97 53H98V51L99 50H97V49H95L94 50V48H98L99 47V45H100V42L101 41H104L105 39L104 38H109L110 36H109ZM205 34H207V36L205 35ZM46 37H45V36ZM84 35V37H81V36H83ZM99 35H100V37H99ZM156 35V36H155ZM6 36V35H5ZM49 36V35H48ZM73 37L74 38V40H73V38H72V40H70V44H69V50H71L72 52H74V54L75 53H77L78 55L76 56V57H79L80 56V54H81V56H83L82 54H84V56L86 55L87 56V58H89V63L87 64V65H85L82 69H80L78 66L79 65H82V63H79V61H75L74 63L77 65V66H75L76 67V69L74 68V67H72V64L70 65V67L72 68V70L70 69V67H66V66H64V69L63 68H61V64H62V61L60 62V58H58V57H60V55H61V53H64V51L66 50V52L67 51H69V50H67V48H66V46H65V44L63 43V42H61L62 41V39L64 40L65 38L67 39V37ZM77 36V37H78ZM89 36V37H88ZM94 38H93V37ZM130 36V35H129ZM131 36H133L132 34H131ZM215 36V38L213 39V37ZM216 36H218V37H216ZM241 36V37H242ZM63 37V38H62ZM65 37V38H64ZM83 38V40H81V38ZM95 37H97L96 39H95ZM98 37H99V39H98ZM104 37V38H103ZM113 37V36H112ZM115 37V36H114ZM141 37V36H140ZM153 37V38H152ZM240 37V38H241ZM70 38V39H71ZM92 38V39H91ZM102 38L104 39V40H102ZM106 38V39H107ZM151 38V39H150ZM212 38V39H211ZM65 39V40H66ZM98 39V40H97ZM130 39V38H129ZM138 39V38H137ZM148 39V41H146ZM150 39V40H149ZM200 39V40H199ZM208 39H206V41L208 40ZM51 40V42H52V44H54V45H51L50 43H49V41ZM59 40H61V41H59ZM78 40V41H77ZM81 40V41H80ZM142 40V39H141ZM79 41H80V43H79ZM83 41V42H82ZM98 41H100L99 43H98ZM108 41H109V39H108ZM133 42H134V40H132ZM198 41V43H196ZM242 41V43H244ZM28 42H29V44L30 45H28ZM57 42H61V44L60 43H57ZM73 42H75L76 43V45L77 46H73L75 43H73ZM82 42V43H81ZM113 42V41H112ZM128 42V43H127ZM231 42V41H230ZM49 43V44H48ZM57 43V44H56ZM78 43V44H77ZM126 43H127V45H126ZM140 43H142V44H140ZM204 43H205V41H204ZM203 43V44H204ZM226 43V44H225ZM99 44V45H98ZM128 44H129V46H128ZM187 44V45H186ZM199 44V45H198ZM202 44V45H203ZM218 44H220V43H218ZM221 44V45H222ZM97 45V46H96ZM188 45H189V47H188ZM193 45H194V47H193ZM217 45V44H216ZM228 45V46H227ZM244 45V44H243ZM245 45V46H246ZM63 46V47H62ZM65 46V47H64ZM94 46V47H93ZM96 46V47H95ZM119 46V47H118ZM130 46H133V47H131L132 49H130ZM191 46V47H190ZM241 46H242V44H241ZM26 47V48H27ZM32 47V48H33ZM115 47V48H116ZM206 47V46H205ZM212 48L211 49H214V44L212 43V46H211ZM259 47V46H258ZM71 48H73V49H71ZM93 48V51H95V55L97 54V56H93L94 54H93V51H91V49ZM114 48V47H113ZM242 48H244L243 46H242ZM250 48V47H249ZM8 49V48H7ZM29 49V48H28ZM33 49H35V48H33ZM190 49H185L184 50V55L186 54V56H183L184 57V59H186V62H184V64H185V68L184 69H186V70H183L182 71V73L183 72H187L186 74L188 75V76H190L191 75V78L189 79V77L186 75V76H184V79H186V80H184V82H183V84L185 85V86H181V85H183V84H181V80H179V82H180V84H176L175 85V83H177L178 82V80L175 82L174 80L175 79H173V81H169V80H172V79H168V82L166 81L167 79H165V81L166 82H164V79H163V81H161V80H157V81H155V79H156V77L154 76V75H156V73H158L159 71H158V68L159 69H162V68H164V67H162L164 64H166V63H162V64H157L158 65V68H157V66L156 65H154V67L155 68H157L156 70V72H153V77L155 78H152V82H151V79L148 77V79L145 81V80H143L140 84H139V88H137V92H135V94H134V92L131 94V96H134V98L133 97H131V96H129L128 98L130 99V102L131 103H135V102H137L138 100L140 101L141 99H142V97L143 98H145V95L146 96H150V95H152L153 97H156V98H159L160 100H161V95L160 94H162V93H165V94H167L166 92H168V94L171 96V97H168V99H169V102H168V100H165V99H167V96L165 95V94H162L163 96H162V98H165V99H163L162 100V104L164 103V104H167V105H165L164 106V104H163V106H164V108L162 107V104L161 105H159L160 107H161V109L159 108V109H156V112H161L162 111V113L163 114H165L166 113V116L165 115H159L158 116V118H157V116H155V114H156V112L154 111V113H153V116L154 117H156L157 119H161V120H163V118H165L166 119V117H168V116H170V114L172 113V108L171 107H169L168 106V103H171L170 101H172V99H174V95H173V92H171L170 93V91L172 90L171 89V87L173 88V89H175V88H177L179 85H180V87H182V88H184L185 90H187L188 92H194L192 89H194V90H198V89H200L201 87H203V86H206L207 84H209V85H213V84H216L217 82H214V81H216V80H218L219 82L221 81V79L223 78L222 76V74H220L221 73V71H222V73H224L225 71L227 72L229 69H230V67H231V70H233V71H235L236 69V71H238V70H240V72L243 74L244 72H242V71H245V73L244 74H247V76H252L253 77V73H255V72H257V70L255 71V69L257 68V67H259V65L261 66V64L262 63H260L262 60L260 59L261 58V56L260 57H256V58H252L251 56L249 57L248 55H246L247 56V58H249L248 60H247V58L245 59V52L243 51V53H241V52H239L240 54H237V57L235 58L236 59V61L238 60V58H239V60H242L243 61V63H245V65H246V61H244V60H247V62L249 61V66H248V64H247V66H245V65H243V63L241 62V64H237L238 62H239V60H238V62H236V63H234V61L233 62H230L231 63V65L232 64H234L235 65V70H234V68H232V67H234V65L233 66H231L230 65V63L228 64V66L229 67H226L227 65H226V63L225 64H223L224 66L223 67H221V66H219L218 68H216V69H214V70H216L217 71V69H218V71H220V73H217L216 71H213V70H210L209 72L208 71H205V73L206 72H208V73H210L211 71H213V72H211L212 73V75L214 74V72H215V80L213 79L212 80V78L213 77H211L210 76V74H209V76H210V78H207L208 77V75H207V77H205V78H203V76L204 75H206L205 73H204V71L203 70H201V71H199V73H197V74H195V77L196 78H199V77H201L200 78V80H202V78L205 80V81H202V82H204L205 84H203L202 82V84L200 83V80H199V82H198V84H197V86L198 87H200V88H197V86L195 85L196 83H197V81L196 80H198V79H195V80H193L194 79V76L189 72V68H188V66L190 67V65L192 64L191 62H192V60L193 59H191V57H190V53H191V50ZM201 49V48H200ZM203 49V48H202ZM201 49V50H202ZM216 49V48H215ZM219 48H217V51H220L221 52V50L219 49ZM261 49V48H260ZM194 50V49H193ZM210 50V49H209ZM13 51V52H12ZM188 51V52H187ZM190 51V52H189ZM213 50H211V51H209V53H212V55H209V53H208V50H207V56H203V58L202 59H200L199 58V60H198V63H200L201 61H202V63H205V60H207L210 56H213V52H212ZM217 51H216V53H217ZM24 52V51H23ZM104 52V51H103ZM102 52V53H103ZM183 52V51H182ZM219 52V53H220ZM221 52V53H222ZM99 53H100V51H99ZM188 53V54H187ZM31 54V55H32ZM57 54H59V55H57V58H56V55ZM104 54V53H103ZM145 54V55H144ZM149 54V55H148ZM150 54H151V56H150ZM206 54V53H205ZM204 54V55H205ZM23 55V56H24ZM55 57H54V56ZM149 56L150 57V59H149V57H147V56ZM154 55V56H153ZM165 55V54H164ZM180 55V57H182L181 55L182 54H179ZM188 55V56H187ZM216 55V54H215ZM238 55H240L239 57H238ZM242 55V56H241ZM54 58H53V57ZM85 56V57H86ZM99 56V57H98ZM145 56L147 57V58H145ZM220 56V55H219ZM67 57V56H66ZM84 57V58H85ZM97 58V59H95V58ZM112 57V58H111ZM154 57H156L155 59H154ZM166 57V56H165ZM173 57V56H172ZM171 57V59H173ZM180 57H178V58H180ZM188 57V58H187ZM204 57H208L207 59L205 58V60H204ZM243 57H244V60H243ZM254 57V56H253ZM56 58V59H55ZM69 58H71V57H69ZM98 58H100V59H98ZM108 58V59H107ZM160 58V59H159ZM177 58V59H178ZM211 58V57H210ZM252 58V59H251ZM53 59H55V62H53L54 60ZM127 59H129V60H127ZM146 59H148L147 60V62H145L146 61ZM161 60V61H157V60ZM189 59H190V64L188 63V61H189ZM214 59V58H213ZM222 59V58H221ZM260 61H259V60ZM57 60H58V62L59 63H61V64H59L58 62H57ZM66 60V59H65ZM91 60V61H90ZM125 60H126V62H125ZM203 60H204V62H203ZM19 61V62H18ZM30 61H31V59H30ZM51 61V60H50ZM183 61H185V60H183ZM209 61V60H208ZM122 62V63H121ZM132 62V63H131ZM43 63V66H41V64ZM52 63V64H51ZM74 63H73V65H74ZM121 63V64H120ZM196 63H197V60H196ZM202 63H200L199 64V66L202 64ZM29 64V63H28ZM30 64H32V62L30 63ZM29 64V65H30ZM48 64V65H47ZM58 64L59 65H61L60 67H58ZM130 64H132L133 65V67H132V65H130ZM155 64V63H154ZM178 64V63H177ZM187 64V65H186ZM209 64V63H208ZM207 64V65H208ZM28 65V66H29ZM40 65V66H39ZM116 65H118V66H116ZM170 65V64H169ZM196 65V64H195ZM203 65V64H202ZM201 65V66H202ZM243 65V66H242ZM113 66H115V67H113ZM141 66V67H140ZM165 66V65H164ZM166 66H168V65H166ZM165 66V67H166ZM218 66V65H217ZM237 66H238V68H237ZM16 67V70L14 69ZM26 67V66H25ZM31 67H33L32 65H31ZM63 67V66H62ZM81 67V66H80ZM125 67V66H124ZM132 67V68H131ZM170 67V66H169ZM192 67V66H191ZM240 67H241V69H242V67L244 68L245 67V69H243L242 71H241V69H240ZM248 67V68H247ZM29 68V67H28ZM61 68V69H60ZM106 68V69H105ZM120 68H122V67H120ZM136 68H135V70H136ZM152 68H153V66H152ZM188 68V69H187ZM213 68H214V66H213ZM226 68H229L228 70H226ZM246 68H247V70H246ZM250 68V69H249ZM260 68V67H259ZM27 69V68H26ZM63 69V70H62ZM67 69H68V71H67ZM194 69V68H193ZM221 69H223V70H221ZM70 70V71H69ZM122 70V69H121ZM170 70V69H169ZM179 70V69H178ZM190 70H191V68H190ZM254 70V72L253 73H246V72H251V71H253ZM29 71V70H28ZM32 71V70H31ZM81 71V73H77L76 74V72H80ZM101 71V72H100ZM128 71V70H127ZM154 71H155V69H154ZM192 71V70H191ZM203 71V72H202ZM235 71V72H236ZM12 72V73H11ZM86 74H85V73ZM99 72V73H98ZM130 72V73H131ZM230 72V71H229ZM20 73V72H19ZM22 73H24V72H22ZM26 73V72H25ZM92 73V74H91ZM95 73H97V74H95ZM129 73V72H128ZM181 73V76L180 77H182V74ZM201 73V76L199 75ZM238 73V72H237ZM241 73L239 74V75H241ZM75 74H76V76H75ZM93 74H95V75H93ZM220 76H218V75ZM252 74V75H251ZM22 75V74H21ZM129 75V74H128ZM152 75H151V77H152ZM184 75H185V73H184ZM228 75V74H227ZM234 75V74H233ZM254 75H256V74H254ZM73 76L74 77H76V79H75V81H72V79H74L73 78ZM172 76V75H171ZM198 76V77H197ZM217 76H218V78H217ZM229 76V75H228ZM235 76V75H234ZM246 76V78H240L239 80H237V81H234V82H236V83H234V82H230V83H232L233 85H230L229 87H233V89L234 88H238V90H237V88L236 89H234V91H233V89H231V88H229L228 87V89L230 90V92H231V90H232V92H233V95L231 96V93L229 92H226L224 95V97L223 98H225L226 97V99L229 101V106L231 107V109H232V105H234V107L237 109V110H235V108L234 109H232L233 110V113L232 112H230L231 114H232V116L229 114V115H227V114H220V113H217V114H219L220 116H218L217 117V115H216V112L215 113H213L214 111H217L216 109H215V107L217 108L220 104H221V102H222V96H223V94L221 93V95H217L216 93H210L208 96L210 97L211 96V98H204V96H202L204 99H208V101H206V100H204V99H200L201 97H199L198 95V97L197 98H194V97H196L195 95L197 94H194V97H192V100L191 101H188L187 102V106H188V108H187V112H186V114H185V116H181V118H183V121L184 120H189V118H190V121L191 120H193V123H194V125L196 126H194L193 124H191L194 128H192V126H191V129H186V133L185 132H182V133H180V134H183V133H185L183 136L182 135H180L179 136V134H178V137L176 138L175 137V135H176V130H177V126L178 125H176V126H174L173 125V127H172V129L170 128L169 130H168V132H167V135L169 136V137H167L168 139H167V141H165V142H167V143H165L164 145H166L165 146V149L167 150V145H169L168 147H173V149L172 148H169V151L170 150H172L171 152L173 153V158L172 159H168V161L171 163H169V165H168V167H166V169L164 168V174H162L161 176H162V180L160 181V182H158V183H155L156 185H155V193H156V195H155V199L156 200H158V201H161L160 199H159V197H167V195L169 196V194H170V191L172 190V189H174V186H176V184L178 185V183H179V181H181V180H183V179H181L182 177L180 176V178H179V173H178V171L179 170H177L176 171V167H177V163H179V161H180V157H188V158H193L194 156L196 157V158H201L202 156L204 157V159H207V156H208V161L207 160H203V162L205 161V163H207V165L205 164V167H206V170L205 169H203V172H205L206 171V173L207 174H210V175H212V179H214L215 180V178H221V176H223V175H225L226 174V172H227V170H228V172L229 171H232V170H234L233 168L235 167L234 166V161H236L235 159L236 158H238L237 160H239L243 155V153L242 152H244V149L245 148H247V147H251L250 149L254 152H252L251 151V154H253V155H250L248 158H246V160H247V162H245V163H250L249 162V159L251 160L252 158L254 159V158H256V161H252V163H250L251 164V167H252V165H253V167L256 165V167H258L261 163H262V161L264 160V156L263 155H261V153H259L260 151H262L263 149L262 148H264V146H261V142L262 141H264V139H261V138H264V132H260V134L258 135L257 133V131H259V130H257V125H256V130L255 129H252V130H248V129H244V127H242L241 126V123H244V121L246 122V121H248V119L250 118V116H251V118H250V120L252 119V118H254V116H253V114H252V111L255 109V108H253L252 109V106H250V104H252V101H250V104L248 103V102H246V104H245V98L249 101V97H250V99L252 100V99H254V98H257V99H261V97L263 98V96H261L262 94L264 95V79L261 81V79H260V81H259V79L258 80H255V79H252V77H247ZM26 77V76H25ZM147 77V76H146ZM179 77V78H180ZM185 77H187V78H185ZM193 77V78H192ZM60 78H61V80L62 79H64L65 80V83H63V80L62 81H60ZM79 78V79H78ZM122 77H116L115 79H118V80H120ZM128 78V77H127ZM161 78V77H160ZM221 78V79H220ZM228 78H230V77H228ZM254 78V77H253ZM255 78H258L257 76H255ZM91 79V78H90ZM190 81H189V80ZM250 79V81L248 82L247 80H249ZM108 80V79H107ZM118 80H116V81H118ZM183 80V79H182ZM206 80H208V81H206ZM209 80H212V81H209ZM224 80H225V78H224ZM241 80H244V83H243V81H242V84H245V81H246V83L248 84H246V85H243L242 86V84H241ZM251 80H254L256 83H258L257 84V86L255 85V84H253L252 86H251ZM79 81V82H78ZM92 81V80H91ZM192 81V82H191ZM193 81H195L196 83H194ZM89 82V81H88ZM218 82V83H219ZM255 82H253V83H255ZM18 83V82H17ZM74 83L76 84V86L74 85ZM84 83V82H83ZM109 83V82H108ZM138 83V82H137ZM154 83V84H153ZM155 83H156V86H154L155 85ZM157 83H159V84H157ZM207 83V84H206ZM211 83H213V84H211ZM217 83V84H218ZM240 85H239V84ZM249 83H250V85H249ZM65 84V85H64ZM78 84V85H77ZM96 84V83H95ZM103 84V83H102ZM105 84H107L106 82H105ZM104 84V85H105ZM222 84V83H221ZM224 85H225V83H223ZM61 85V86H60ZM83 85V84H82ZM104 85H102L103 87H106V85L104 86ZM209 85H207V86H209ZM227 85H229V84H227ZM237 85V86H236ZM239 85V86H238ZM11 86V85H10ZM15 86V85H14ZM75 86V87H74ZM94 86V85H93ZM97 86V85H96ZM101 86V87H102ZM141 86V87H140ZM186 86H189L190 87V89L188 88H186ZM191 86H195L194 88L193 87H191ZM215 86V85H214ZM218 86V85H217ZM55 87H57V90H56V88ZM211 87V86H210ZM240 87H241V89H240ZM11 88V87H10ZM18 88V87H17ZM20 88H19V90H20ZM50 88V89H49ZM52 88H55V92H53L52 90ZM141 88V89H140ZM192 88V89H191ZM195 88H197V89H195ZM214 88V87H213ZM224 88V87H223ZM254 88V89H253ZM46 89H48L47 91H45ZM64 89H62L61 91H64L65 92V90ZM73 89V90H72ZM97 89V88H96ZM102 89V88H101ZM168 89V90H167ZM171 89V90H170ZM219 89V88H218ZM217 89V90H218ZM228 89H226V90H228ZM255 89H257L256 90V92H254L255 94V96L254 95H251V93H252V91H255ZM50 90V91H49ZM72 90V91H71ZM119 90V89H118ZM140 92H139V91ZM170 90V91H169ZM210 90H213V89H210ZM263 91V92H261V94H260V92H257V91ZM124 91V90H123ZM130 91V90H129ZM219 91V90H218ZM10 92V91H9ZM64 92H63V94H64ZM79 92V91H78ZM81 92V91H80ZM117 92V91H116ZM237 93V96H236V94L235 93ZM1 93V92H0ZM3 93V92H2ZM1 93V94H2ZM41 93V94H40ZM54 93H56V94H54ZM111 93V92H110ZM138 95H137V94ZM177 94H178V92H176ZM224 93V92H223ZM248 93H249V95H248ZM256 93H258V97H257V94ZM17 94V93H16ZM27 94H23V96H28ZM130 94V93H129ZM134 94V95H133ZM175 94V93H174ZM214 94V97H212V95ZM218 94H220V93H218ZM227 94H228V96H227ZM260 94V95H259ZM7 97V95L6 94H2V96L1 97H3L4 99H2L1 97V100H0V109L2 110V111H0L1 113H3V112H6V114H8V115H6V114H4V115H6V117H5V120H4V122H6V123H8V124H6L5 126L4 125H2L1 123H2V121H3V119L2 120H0L1 122H0V131L2 130V131H5V129H7L6 128V126L8 127V129H9V135L12 137V140L13 141H11V144H12V147L10 148L9 146H8V144H4V147H3V144H1L0 143V156L2 157V155L4 156L3 157V159H5V160H2V158H0V168H1V166H2V168L4 167V166H6V165H4V164H6L7 163V160H6V157L8 158V156L10 157V155L12 154L11 152L13 151L14 152V150H15V152L16 151H18V150H20V146L21 145H23L24 144V146L23 147H27L26 149H25V154L21 157L20 156V159L21 160H19L20 162V164H21V161H22V165H20L19 166V168H20V170L19 171H21V172H19V173H21V174H26L25 173V170L26 171H29V173H31L30 171V167L32 166V168H33V165L37 162V163H39V161H40V165H38L39 166V168L40 169H42L43 168V166H42V164L44 163V161L43 160H37V157L36 156H38V154L40 155L41 153H39V149H40V145H41V142H40V140L41 141H43L45 138H43L41 135H39V138H40V140H38L39 142L38 143H40V145L39 144H37V143H35V142H33V140H35V137H37L38 136V133L35 131V129H34V131L36 132H33V130H31V128L29 127V128H26L27 126H28V123H27V121L25 120L26 118H24L25 116H27V114H28V110H31V109H29V106H27L26 108H23V110H24V114H22V110H21V112L20 111H16L15 113V115H13V116H11V114H10V110H7V106L9 105V104H12L11 103V101L10 100H13V99H11L10 97H8L7 98V100H5L6 98L4 97ZM83 95V94H82ZM119 95V94H118ZM136 95L138 96L137 98H136ZM166 97H165V96ZM191 95V94H190ZM190 95H188V96H186L184 99H181L182 101L180 102V103H185L186 102V100H188L189 98H191V96H193V94L190 96ZM205 95V94H204ZM244 95V96H243ZM246 95V96H245ZM19 96V95H18ZM114 96V95H113ZM177 96V95H176ZM206 97H207V94L205 95ZM219 96H221V99H220V101L218 102V98L217 97H219ZM233 98V96H236V97H234L233 98V100H236V101H238L237 100V97H238V99L239 98H241V99H239V100H241V102H242V100L244 99L245 101L243 102L244 103V105L246 106L247 104H249V105H247V106H249V107H251V108H246L245 106H241V109L240 110H238V108H240L239 107V105H240V103L239 102H233V103H236V104H233L232 103V105H231V101H232V98ZM242 96V97H241ZM261 96V97H260ZM43 97V96H42ZM61 97V98H60ZM96 97H97V95H96ZM140 97H141V99H140ZM229 97V98H228ZM248 97V98H247ZM254 97V98H253ZM19 98V97H18ZM27 98V97H26ZM30 98V100H32ZM114 98V100L115 101H117L116 99H115V97H113ZM116 98H118L117 96H116ZM139 98V99H138ZM178 98V97H177ZM181 98V97H180ZM183 98V97H182ZM186 98H188V99H186ZM195 100H194V99ZM199 98V99H198ZM217 98V99H216ZM231 98V99H230ZM10 99V100H9ZM75 99H76V97H75ZM102 99V98H101ZM100 99V100H101ZM120 99V98H119ZM132 99V100H131ZM186 99V100H185ZM96 100V99H95ZM113 100V101H114ZM135 100V101H134ZM183 100H184V102H183ZM190 100V99H189ZM203 100V101H202ZM231 100V101H230ZM264 100V99H263ZM15 101V100H14ZM38 101H40V99H38ZM43 101V100H42ZM41 101V102H42ZM133 101V102H132ZM146 101V100H145ZM166 101V102H165ZM206 101V102H205ZM217 101V102H216ZM13 102V101H12ZM32 102V101H31ZM81 102V101H80ZM168 102V103H167ZM175 102H176V99H175ZM208 102V103H207ZM212 102V103H211ZM263 102V101H262ZM25 103V102H24ZM67 103V104H66ZM104 103V102H103ZM111 103V102H110ZM109 103V104H110ZM115 103V102H114ZM129 103V102H128ZM154 103V102H153ZM205 103H207V105H204ZM209 103H211L210 105L211 106H209ZM218 103H219V105H218ZM239 103V104H238ZM254 103V102H253ZM80 104H82V103H80ZM98 104V103H97ZM106 104V103H105ZM182 104H179L180 106L182 105ZM262 104V103H261ZM261 104H259V105H261ZM24 105V104H23ZM64 105H62V107L64 106ZM132 105V104H131ZM155 105V104H154ZM158 105V104H157ZM169 105H171V104H169ZM212 105H213V107H214V109L213 110H210V112L211 111H213L212 112V114L209 112V109H206V108H213L212 107ZM215 105H218V106H215ZM242 105V104H241ZM263 105V104H262ZM261 105V106H262ZM86 106V105H85ZM84 105H83V107H85ZM183 106V109H182V107H179V109L181 108L184 112L186 111V104H183L182 105ZM225 106V105H224ZM99 107V106H98ZM169 107V109H167ZM205 107V108H204ZM238 107V108H237ZM242 107H245V108H242ZM53 108H54V110L56 111L57 110V112L56 113H59L58 112V108H56L55 109V107H47L46 109L47 110H49L50 109V111H49V113H50V115H48L49 113L47 112V110L45 111V110H43V111H41L42 112V115H41V119L40 118H38V115H40L41 114V112L37 115V118L40 120V121H42L43 123H44V121H49L50 123H51V119L53 118V116L51 115L52 113H54L53 112ZM64 108V107H63ZM88 108V107H87ZM155 108V107H154ZM260 108V107H259ZM262 108H264V105L262 106ZM3 109L5 110V111H3ZM19 109V108H18ZM83 109V108H82ZM202 109H204V110H202ZM227 109H229V108H227ZM243 109V110H242ZM250 109H252V111L250 110ZM261 109V108H260ZM76 110V109H75ZM167 110H169V112L167 111ZM174 110V109H173ZM182 110H180L181 111V114H182ZM195 110L197 111L196 113L197 114H199L198 115V117L200 118V120H202L201 122L202 123H200V120H199V118L197 119V121H199V122H197L196 121V119L194 120V116H196L197 114H195ZM199 110H201V111H199ZM262 110V109H261ZM9 111V112H8ZM26 111H28L27 113H25ZM171 111V112H170ZM176 111V110H175ZM174 111V112H175ZM205 112L206 113V115H205V113L204 114H202L201 112ZM207 111L210 113H207ZM222 111V110H221ZM236 111H237V113H236ZM18 112H20L19 114H18ZM45 112H47V113H45ZM85 112V111H84ZM201 113V116H200V113ZM239 112V113H238ZM241 112H244L245 113V115L246 116H249L248 117V119H244L245 118V115H244V113L243 114H241L240 115V113ZM258 113L257 112V108L254 110V114H256V113ZM260 112H264V109L262 110V111H260ZM43 113H45V114H47V116L44 114L43 115ZM56 113H54L53 115H57ZM78 113V112H77ZM140 114L142 113V112H139ZM139 113H138V115H139ZM159 113H157L156 115H158ZM169 113V114H168ZM225 113H227V112H225ZM229 113V112H228ZM10 114V115H9ZM89 114V113H88ZM103 114V113H102ZM137 114V113H136ZM145 113H142L141 114V116H140V118H142L143 116L142 115H144ZM178 114V113H177ZM238 114V115H237ZM251 114V115H250ZM4 115L2 114V118H4ZM23 115H25V116H23ZM79 115V114H78ZM137 115V116H138ZM151 115V114H150ZM149 115V116H150ZM194 115V116H193ZM204 115V116H203ZM210 115V116H209ZM212 115V116H211ZM216 115V116H215ZM221 115L223 116V117H221ZM236 115V116H235ZM258 116H259V114H257ZM262 115H263V113H262ZM52 118H51V117ZM136 116V115H134V114H132V115H128L125 119H127V120H125V119H123V120H125V121H122L124 124H126L125 126H128L130 123H128V121L129 120H131V121H129V122H131V126H132V130L130 129V125H129V128H125V126H124V124H123V126H120V125H122L121 123H120V127L122 128H124V130L126 131H128V129L130 130V132L132 133V135L134 134L133 133V131H138V134H137V136L135 135V137H137L138 138V135L140 136V134H139V130L141 129V130H143L142 128H143V123L142 122H140L141 121V119H139L138 120V118L137 117H135V119H134V117ZM152 116V115H151ZM161 116V117H160ZM163 116V117H162ZM165 116V117H164ZM209 116V117H208ZM215 116V117H214ZM238 116H240L241 118H240V120L238 121L240 124L239 125H235V127L233 126L234 124H232L233 122L234 123H237V118H238ZM244 116V117H243ZM0 117V118H1ZM48 117H50V118H48ZM106 117L107 116H105L102 120V122H99V124H96V125H94L95 126V131H94V127L92 128L93 130H92V134H91V132L90 133H82V132H80V131H78V133L76 132V130H73V131H75L74 133H73V131L72 130H69L68 132L67 131H65V130H67L66 129V127H67V125L65 126V127H63L64 126V124H63V129L60 131V130H56V129H58L59 127H61L60 125H62L61 123H60V125L57 123V125L59 126H55L54 127V132H53V135L52 136H54L55 138H51L50 137V139H52V140H55V141H53L54 142V144L51 146V149H49V151H48V153H47V158L45 159V160H51V161H53L54 160V158L57 156L58 157V159H57V157L55 158V160H56V162H59V165L55 162V160L53 161V163H52V170H53V172H51L52 170H50V173H49V175L45 178L46 180H42V181H40L41 179H43V178H40V176H37V174H40V169H34V171L32 172L33 174H34V172H35V174H34V177L36 178V176L38 177L37 179H32V177H33V174H30V175H28V177L27 178H25L26 179V182L24 181V183L22 184V182H21V184H19L18 183V185H17V182L14 184V183H8V184H6L5 186L3 185V186H1V188H0V208H1V205H3L4 206V204L5 205H7V206H5L4 208H5V210L3 209V208H1L0 209V212L1 211H4L3 213H5V215L2 213V216H6V218L8 219V217L11 215V214H14V215H12V217H9V221L7 222V223H5V224H3V225H1V226H3L2 228H1V226H0V238L3 240H5V239H8L7 237L9 236L10 238L12 237V236H14V237H12L11 239H14V240H16V241H22V238L24 239V233L25 232H27L28 230H32V229H34V230H32V231H36V230H38L39 228L41 229V228H43L42 229V231L44 230V227L46 226V230L49 228V226H50V228L48 229V231L46 232V230H45V233H46V235L44 236H42V238L43 237H45L47 240H48V236H47V234L48 233H50L51 231L53 232L54 230H52L53 229V227H55L57 230H58V232L59 231H61L62 233H63V231L64 230H66V232L67 233H63V236L61 237V239H58L59 241H57L58 242V244H57V242H56V244H55V247L53 248L52 246L51 247H49L48 245H47V243H46V239L44 238V239H42V238H39L38 239V241L40 242V244H38V242L35 244V245H33L32 246V248L28 251V249L26 248V249H24V250H22L21 252H23V251H27V253L29 254H27L26 253V251H25V254H24V252L23 253H20V251L17 253L16 251H15V253L16 254H13V255H11V256H9V258L7 259V261H5V263H3V264H15L16 263V261L19 259V256L21 255V257L22 256H27L28 255V257L29 256H31V258L33 257V256H35V257H37V259H39L40 260V258H43L44 256V259L46 258V256H49V255H54V253L56 254L57 252H59V251H61V252H63L62 250L64 249V251H65V249H67L68 248V246L67 245H69V246H71L72 244H74L76 247V249H75V251H76V253H80V255H81V253H84V252H88V251H90L91 250V244L93 243V242H95L96 241V239H99L100 238V236H102V234L101 235H99V238H98V236L96 235V234H94V235H96V239H94L95 237H92L93 238V240H95V241H93V240H91L92 238H89V237H87L86 236V233H88L87 231H85L86 233L84 234V233H82V234H84V236H82V234H80L79 235V237L80 236H82L81 238H79V237H77V238H72V236H71V232H69L68 233V231H70V229H72V227H73V225H74V227H73V229L74 228H76L75 226L77 225V224H79L80 222H81V219H82V221L83 220H85V222L87 221V222H92V220L93 221H95V220H97L98 218H100L101 217V215L102 216H105V211H106V216L108 215H111L112 217L111 218H113L114 219V217H115V215L113 216L112 214L114 213H119L120 211H122L123 210V208L125 209V207H128L129 209L132 207L133 208V205L132 204H135L134 202H132L131 200H133L132 198H134V200L138 197V196H140V195H142L144 192H139V191H137V188L136 187H134V186H132V184L133 183H131V182H129L128 183V185H127V180L124 182H122V183H119L120 181H122L123 179L121 178V174H117V172H120L121 171V169H123V168H125V167H127V166H130V165H127V164H132V166H134V164H136L135 165V167H137L138 166V161L139 162H141V163H143L145 160H143L144 159V157H146V156H148V157H150L151 158V156L152 157H154V155H155V157H156V159H154L155 160V162H156V160L158 159V161L156 162V168L157 167H159V165L158 164H160V166L162 165V160L161 161H159V158H160V156L161 155H163L164 153L166 154H164V156H170V154L172 155V153L170 152V154L166 151V152H164L163 151V146L164 145H162V146H153L154 145V143L152 144V139H148V141L150 142V141H152L151 142V145H150V143H148V145L146 144V142H148L147 141V139H142V138H138V139H136L135 138V140L133 141V143L130 145V147H127L125 150H121V149H118V148H114V150H113V148L111 149V150H109V148H111V147H107L108 148V151H107V149H106V146H107V142H105V140H106V138H107V136L105 135V133L107 134V132H108V130H109V127H110V123H112L111 121H107V119L108 120H110L109 119V117H107V119H106ZM213 117V118H212ZM243 117V118H242ZM263 117V116H262ZM261 117V118H262ZM21 118L22 119H24L25 121H23V120H21ZM37 118H35V119H37ZM136 118H137V120H136ZM151 118V117H150ZM170 118H172V117H170ZM208 118V119H207ZM209 118H211V119H209ZM214 118H216L215 119V121H214ZM247 118V117H246ZM261 118H260V120H261ZM7 119V120H6ZM30 119V118H29ZM33 119V118H32ZM47 119V120H46ZM87 119H88V117H87ZM113 119H115V118H113ZM129 119V120H128ZM135 120V121H132V120ZM154 120H157V119H155V118H153ZM160 119H159V121H160ZM221 120V123H217L218 122V120ZM232 119V120H231ZM236 121H235V120ZM89 120V119H88ZM150 120V119H149ZM172 120V119H171ZM209 120H211V122L209 121ZM216 120H217V122H216ZM223 120H226L227 122L225 123ZM229 120H231L232 122H229ZM241 120H244L243 122H240ZM249 120V122L251 123L252 122V120L250 121ZM19 122V124L21 123V124H27V125H25L26 127L24 128V129H22L23 128V126L22 125H20V126H22L21 127V129L22 130H20V127H18L19 126V124L17 125V128H18V131H16L17 130V128H16V130L12 133L11 131H13V130H11L12 128H10L11 126L13 127V122ZM22 121H23V123H22ZM37 121V120H36ZM70 121V120H69ZM165 121V120H164ZM177 121V120H176ZM189 121V122H190ZM194 121H196V122H194ZM205 122V124H203L204 122ZM209 121V122H208ZM222 121H223V124H224V127H223V125H222ZM12 122V123H11ZM81 122V121H80ZM109 122V123H108ZM135 122L137 123V124H140V126H138V128H137V126H136V124H135ZM147 122V121H146ZM145 122V123H146ZM182 122V119H180V121L178 122V124L180 123V124H182L181 123ZM215 122V123H214ZM229 122V123H228ZM249 122H247L248 124H249ZM9 123H10V125H9ZM46 123V122H45ZM44 123V124H45ZM68 123V122H67ZM66 123V124H67ZM133 123V124H132ZM152 123V124H151ZM155 124H156V122H154ZM183 123H185V122H183ZM191 123V122H190ZM196 123H197V125H196ZM198 123H200V124H198ZM209 123V124H208ZM215 124V125H211V124ZM5 124V123H4ZM154 127V126H156V125H154L153 124V122H150V123H147V125H149V126H147V127H145V125H144V131L145 130H147V132L148 131H150L151 130V128H152V130H153V127H151V125ZM208 124V125H207ZM228 124V125H227ZM230 124H232V125H230ZM238 124V123H237ZM263 124V123H262ZM2 125V126H1ZM38 125V124H37ZM209 125H211V126H209ZM220 125V126H219ZM243 125V124H242ZM254 125V126H255ZM80 126V125H79ZM109 126V127H108ZM142 126V127H141ZM206 126H209L210 128H212V129H210L211 130V134L213 135V134H215V132H216V130L217 129H219L221 126V128H223V129H219V130H217L218 132L220 131V130H224V132L223 133H227L228 132V130H230L232 127V131L230 130L228 133H227V135L226 134H224V138H223V134H222V132L220 131V135H222V136H220L219 134H217V135H219L220 136V138H218L217 137V135L215 134V135H211V134H207V133H205V132H208L207 130H208V128L209 127H206ZM215 126H218V127H215ZM230 127V129H229V127ZM232 126V127H231ZM239 126L240 128H241V130L240 129H238L237 127ZM254 126H253V128H254ZM4 127V128H3ZM36 127V126H35ZM87 127V126H86ZM119 127V130L121 129ZM135 127V128H134ZM139 127H140V129H139ZM149 127V128H148ZM214 127H215V129H214ZM226 127V128H225ZM70 128V127H69ZM111 128V127H110ZM134 128V129H133ZM146 128V129H145ZM157 128V126L154 128V129H156ZM234 128L235 129H237V131L238 132H236L235 130H234ZM248 128H250V127H248ZM7 129V130H8ZM108 129V130H107ZM137 129H139V130H137ZM149 129V130H148ZM213 129H214V131H213ZM225 129H227V131L225 132ZM264 129V128H263ZM6 130V131H7ZM11 130V131H10ZM123 130V129H122ZM122 130H120L119 131V133H121L120 135H122V136H119L118 134L119 133H117V135L119 136V137H116V138H121V137H125V136H130V135H128V133L126 134V132H125V135H124V130H123V132H122ZM174 130V131H173ZM187 130H189L188 132H187ZM203 130H205V132H203ZM253 130H255L256 132V134H254V132H252ZM38 131V130H37ZM55 131H56V133H55ZM72 133H71V132ZM91 131V130H90ZM240 131L242 132V133H240ZM249 132L248 134L246 133V132ZM251 131V132H250ZM260 131H263L262 129L260 130ZM48 132V131H47ZM80 132V133H79ZM87 132V131H86ZM94 132H97V133H94ZM142 132V131H141ZM146 132V133H147ZM151 133L150 134H152V133H154L155 132V130L154 131H150ZM181 132V131H180ZM217 132V133H218ZM232 132V134H230ZM233 132H234V134L237 136H235L234 134H233ZM246 133V135H247V137L246 136H244V134ZM3 133V132H2ZM1 133V134H2ZM35 133V134H34ZM114 133V132H113ZM169 133V134H168ZM171 133H173L171 136H170V134ZM205 133V134H204ZM239 133H240V135H239ZM244 133V134H243ZM253 134V136L251 135V134ZM0 134V135H1ZM37 134V135H36ZM40 134V133H39ZM55 134V135H54ZM94 134H96V135H94ZM109 134H111V133H109ZM130 134V133H129ZM202 134L205 136L204 138V140H203V138L202 137H200L199 138V136H202ZM207 134V135H206ZM250 134V135H249ZM84 135V136H83ZM92 135V136H91ZM117 135H115V136H117ZM209 135L211 136V137H209ZM33 136H35V137H33ZM46 136V135H45ZM90 138H88V137ZM92 138H91V137ZM106 136V137H105ZM152 136H154V135H152ZM177 136V135H176ZM208 136V137H207ZM214 136H216V137H214ZM254 136H256V137H254ZM34 139H33V138ZM131 137V136H130ZM132 137H134V136H132ZM155 137V136H154ZM172 137V138H171ZM174 137V138H173ZM182 137V139H178V138H181ZM241 137H244V139L242 138V139H239V138H241ZM250 137V138H249ZM257 137H259V138H257ZM261 137V138H260ZM198 138V139H197ZM223 138V139H222ZM236 138V139H235ZM255 138V139H254ZM49 139V140H50ZM85 139H88V140H85ZM134 139V138H133ZM51 140V141H52ZM82 140H85L84 142H86V143H84V142H80V141H82ZM140 141L139 143L137 142V141ZM146 141V142H144V141ZM173 141V140H175V142L173 141H171V143H168L169 141ZM179 140V141H178ZM199 140H200V142H199ZM203 142H202V141ZM206 140H207V142H206ZM237 140L238 141H240V142H237ZM244 140H247L246 142L244 141ZM252 140H256V141H258V142H260V144L258 143V142H255V141H252ZM260 140H262V141H260ZM107 141V140H106ZM136 141V142H135ZM144 143H142V142ZM241 141H243V142H245V143H243V144H247L248 145V143L247 142H249L250 144H252L253 142H254V145H253V147L250 145V146H246L245 148H244V146H243V144L241 143ZM251 141V142H250ZM48 142V141H47ZM79 142H80V144H79ZM115 142V141H114ZM135 142V143H134ZM205 142V143H204ZM34 143H35V145H34ZM83 143L84 144H86V145H84V146H82L83 145ZM106 143V144H105ZM113 143V142H112ZM122 143H125V142H122ZM175 143V144H174ZM201 143V144H200ZM255 143H256V146H255ZM258 143V144H257ZM10 144V145H11ZM49 144V143H48ZM77 144H79L78 146H80V147H78L77 146ZM88 144V145H87ZM126 144V143H125ZM140 144L141 145H144L145 147L143 148V146L141 147L140 146ZM204 144V145H203ZM241 146H240V145ZM37 145H39V147L37 146ZM103 145H105V146H103ZM139 145V146H138ZM150 145V146H149ZM239 147H237V146ZM262 145H264V143H262ZM8 146V147H7ZM78 147V149H77V147ZM117 146V145H116ZM242 146H243V150L240 152L241 154L240 155H238L239 154V152L237 153V150H240V149H242ZM6 147H7V149H6ZM37 147H38V149H37ZM75 147V148H74ZM84 147H86V148H84ZM101 147H104L103 149H105V151L101 148ZM118 147V146H117ZM141 147V148H140ZM146 147H148V148H146ZM149 147H152V149L150 150L149 149ZM157 148L156 150H154L153 148ZM158 147H162L161 149L159 148L158 149ZM175 147H176V149L178 148V151L175 149ZM255 147V148H254ZM256 147H257V150H256ZM258 147H260L259 149H260V151H259V149H258ZM74 148V150H72ZM81 148V149H80ZM143 148V149H142ZM75 149H77V150H75ZM89 150V149H91V151H99V149H102V150H100L101 152H103V156H104V153H105V156L102 158V159H104V160H100L99 162H94L93 163V161H92V164L91 165H89L88 163V161H86L87 159H86V157L84 156V152H85V150ZM124 149V148H123ZM179 149H181V150H179ZM254 149H255V151H254ZM72 150V151H71ZM79 150H81V152H80V154H79ZM84 150V151H83ZM152 150H154V151H152ZM182 150L183 151H185L186 153H183V155L184 154H186L185 156H183L182 155ZM217 150H219V152H221L220 150H222V152L223 153H226V151H227V153L226 154H222V152H221V154L217 151ZM226 150V151H225ZM246 150V149H245ZM70 151H71V155L69 154L70 153ZM75 151V152H74ZM77 151V152H76ZM118 151V152H117ZM121 151V152H120ZM174 151H176V153L174 154ZM213 151H217V153H219V156L218 157H216L217 155H216V153H214ZM247 151V150H246ZM3 154H2V153ZM8 152H9V155H8ZM42 152V151H41ZM89 152H90V150H89ZM122 152H126L125 154H123ZM162 152H163V154H162ZM177 152H180V153H177ZM208 154H207V153ZM258 152V153H257ZM6 153V154H5ZM11 153V154H10ZM20 153V152H19ZM73 153H75L77 156H78V154H79V156L77 157V156H73ZM82 153V154H81ZM108 153H110V155L108 154ZM119 153V157L117 156V154ZM120 153L122 154V156L120 157ZM201 153H204L205 155H203V154H201ZM213 153V154H212ZM2 154V155H1ZM65 155V154H69L70 155V157L71 156H73L72 157V161H71V163H66V162H64L63 160H64V158L65 157H63L62 158V155ZM74 154V155H75ZM88 154H90V153H88ZM106 154L108 155V156H106ZM111 154H113V155H111ZM115 154V155H114ZM149 154H153V155H149ZM259 156H258V155ZM7 155V156H6ZM13 155H15V154H13ZM44 156H45V154H43ZM60 155V156H59ZM63 155V156H64ZM68 155V156H69ZM82 155V156H81ZM146 155V156H145ZM174 155H176V156H174ZM177 155H181V156H178L177 157ZM187 155H190V157L189 156H187ZM199 155V156H198ZM201 155V156H200ZM222 155H223V157H222ZM226 155H228V156H226ZM240 156V157H238V156ZM242 155V156H241ZM6 156V157H5ZM91 156V155H90ZM117 156V157H116ZM164 156H163V158H164ZM193 156V157H192ZM228 158V160H225V159H227L226 157ZM260 156H263V159L260 157ZM13 157V156H12ZM11 157V158H12ZM36 158V160H34L35 158ZM51 157V158H50ZM66 157H67V155H66ZM76 157V158H75ZM94 157H98V156H94ZM106 157V158H105ZM162 157V156H161ZM194 157V158H195ZM206 157V158H205ZM220 157H222V159H223V161L221 160V161H217L216 159L217 158H219L218 160H220L221 158ZM252 157V158H251ZM257 157H260L259 159L257 158ZM39 158V157H38ZM50 158V159H49ZM53 158V159H52ZM60 158H62V163H61V161H60ZM84 158H85V160H84ZM147 158V157H146ZM145 158V159H146ZM178 158H180V159H178ZM196 158H195V160H196ZM73 159H74V161H73ZM98 160H99V158H97ZM162 159V158H161ZM164 159H167V158H164ZM163 159V160H164ZM203 159V158H202ZM243 159H244V157H243ZM252 159V160H253ZM58 160V161H57ZM143 160V161H142ZM153 160V161H154ZM178 160V161H177ZM192 160V159H191ZM234 160V161H233ZM261 162H260V161ZM3 161H5L4 163H3ZM13 161V160H12ZM36 161V162H35ZM86 161V162H85ZM190 161V160H189ZM225 161V162H224ZM9 162V161H8ZM42 162V163H41ZM101 162V163H100ZM133 162H135V163H133ZM160 162V163H159ZM162 162V163H161ZM176 163L177 165L175 166V168H174V165L175 164H173V163ZM192 162V161H191ZM240 162V161H239ZM243 162V161H242ZM253 162H256V163H258L259 165H257L256 163H255V165H254V163ZM10 163V162H9ZM13 163V162H12ZM141 163H139V165L141 164ZM158 163V164H157ZM208 163H209V165H208ZM45 164V163H44ZM60 164L62 165V166H60ZM65 164H66V166H67V168L65 167H63V165L65 166ZM86 164V165H85ZM96 164V165H95ZM173 164V165H172ZM181 164V163H180ZM192 164H193V162H192ZM233 166H231V165ZM237 164V163H236ZM249 164V165H250ZM17 165V164H16ZM71 165V166H70ZM88 165V167H90L89 169L88 168H86V166ZM126 165V166H125ZM158 165V166H157ZM189 165V164H188ZM194 165H195V163H194ZM239 164H237V166H238ZM262 165H264V164H262ZM9 166V165H8ZM41 166H42V168H41ZM56 166V167H55ZM58 166V167H57ZM70 166V167H69ZM165 166V165H164ZM172 166H173V168H172ZM192 165H190L189 167H191ZM229 166H231V168L229 167ZM247 166V165H246ZM23 167V168H22ZM49 167V166H48ZM122 167V168H121ZM204 167V168H205ZM252 167V168H253ZM64 170H63V169ZM71 169V171H70V169ZM119 168H121V169H119ZM156 168L155 169H153V173L155 172L156 173V176H157V172H159L158 171V169L159 168H157V171H156ZM202 168V167H201ZM231 170H230V169ZM245 168V167H244ZM66 169H68L69 171L67 172L66 171ZM177 169H178V167H177ZM224 169H226V170H224ZM249 169V168H248ZM262 169V168H261ZM118 170V171H117ZM120 170V171H119ZM205 170V171H204ZM222 170H223V172H222ZM257 170V169H256ZM3 171V170H2ZM64 171H66V172H64ZM133 171V170H132ZM131 171V172H132ZM163 171H162V173H163ZM193 171V170H192ZM196 171V170H195ZM202 171V170H201ZM201 171L199 172V173H201ZM5 172V171H4ZM17 172V171H16ZM23 172V173H22ZM115 172H116V175H115ZM146 172V171H145ZM150 172V171H149ZM152 172V171H151ZM220 172H222V174H220V176H216V175H219L218 173H220ZM227 172V173H228ZM247 172V171H246ZM258 172V171H257ZM263 172V171H262ZM29 173H27V174H29ZM66 173V174H65ZM154 173V174H155ZM160 173V172H159ZM187 173V172H186ZM224 173V174H223ZM230 173V172H229ZM249 173V172H248ZM264 173V172H263ZM263 173H262V175H263ZM18 174V173H17ZM177 174V175H176ZM195 174V173H194ZM203 174V173H202ZM254 174V173H253ZM261 174V173H260ZM6 175H8V174H6ZM19 175V174H18ZM32 175V177L31 178H29L30 176ZM51 175V176H50ZM103 175H105L103 178V184H102V187L104 186V188H105V190H107L108 189V191H110V192H108L109 194L108 195H110V198H111V200L109 199V196L106 194H104L105 192H104V189L102 188H100V191H103L102 193H100L101 195L102 194H104L105 195V197H108V199H106L105 197H103V198H105L106 200H107V204L109 203V205H107L106 207H108L109 206V208H111L110 210L113 212H111L112 214H110L109 212H110V210H109V208H107V209H104V203H103V201L105 200H103V199H100V202L101 203H103V205L101 204V205H99V207L101 206V208L103 207V213H102V211H101V213H99L100 212V210H102L101 208H99L97 205H94V204H90L91 205V209H90V206L88 207V214L86 213L85 214V216H86V218L84 217V219L82 218L83 216V214H82V212H81V209H77V208H81V206L82 205H84L85 203H81V202H83L84 201V197H83V195L85 194V193H87V194H85L86 196H88L89 195V191H88V187H89V190L91 191V186L93 185V183H96L95 181H97V180H99V178H100V176H101V178L100 179H102V176ZM123 175V174H122ZM134 175H136V176H139L138 174H134ZM134 175H131V178H134L133 176ZM204 176H205V178L206 177H208V176H206V174H203ZM213 175H215V177L213 176ZM228 175V174H227ZM243 175V174H242ZM255 175H256V173H255ZM258 175V174H257ZM12 176V175H11ZM119 176V177H118ZM135 176V178H139V177H136ZM142 176H143V174H142ZM160 176V177H161ZM190 176H192V175H190ZM226 176V175H225ZM247 176L248 175H246V177H244V178H242V180L244 181V183H245V185H248L249 183H251V180H252V183L254 182V181H256V178H258L257 176L256 177H254V175H249V178H251L250 179V182L248 183V184H246V180L248 179L249 180V178H247ZM258 176H260L261 177V175H258ZM5 177V176H4ZM118 177V178H117ZM155 177V176H154ZM230 177V176H229ZM29 178V179H28ZM134 178V179H135ZM209 178V177H208ZM219 178V179H220ZM246 178V179H245ZM264 178V177H263ZM28 179V180H27ZM40 179V180H39ZM106 179V180H105ZM108 179V180H107ZM140 179H141V177H140ZM178 179V180H177ZM187 179V178H186ZM201 179V178H200ZM204 179V178H203ZM212 179H206L205 181L206 182H208L209 180H212ZM193 180V179H192ZM214 180H212V182H213V184H214ZM260 180V179H259ZM28 181V182H27ZM155 181V180H154ZM188 181V180H187ZM190 181H191V179H190ZM197 181V180H196ZM218 181V180H217ZM242 181V182H243ZM133 182V181H132ZM176 182V183H175ZM210 182V181H209ZM208 182V183H209ZM92 183V184H91ZM118 183L119 184H121V185H119L118 186ZM147 183V182H146ZM160 183V184H159ZM175 183V184H174ZM197 183V182H196ZM207 183V184H208ZM227 182H225L224 181V184H226ZM244 183H243V185H244ZM11 184H13V185H11ZM25 184V185H24ZM91 184V185H90ZM109 186H108V185ZM115 184H117V186L119 187H115V188H111V187H114V185ZM123 184H124V186H123ZM131 184V185H130ZM139 183H137V185H138ZM145 184V183H144ZM158 184V185H157ZM192 184V183H191ZM206 183H204V185H205ZM206 184V185H207ZM210 184V186L209 185H207V187H205V186H203V191H200V193H202V192H204V194H207V195H210V193L213 195V197H214V195H215V197H218V195L217 194H221V192H222V190H220V189H222V188H219L218 190H215V191H221V192H217V194H214V193H216V192H213L212 193V191H214V190H211L210 191V189H212L213 187H214V185H213V187H212V185H211V182L209 183ZM224 184H222V186L224 185ZM238 184V183H237ZM255 184V183H254ZM107 185V187H105ZM125 185H127V186H125ZM140 185H142L141 183L139 184V186H138V188H142V187H140ZM221 185V184H220ZM45 187V190L47 191V188L46 187H49V189H50V191L48 190V195L49 196H51V197H55L54 199L55 200H57L56 198H57V195L56 194H54V193H57L58 191H59V193H60V195H61V193H62V189H63V191H65V194H63V196L64 195H66V196H70V197H67L66 198V196H65V198H63V196H62V198H61V196L59 197V199H61L62 200V203L66 206V203H67V206H68V210H69V214H68V216L66 217V215H65V219L64 220H62L63 218H64V214L62 215V213H63V211H64V209L62 210V207H60V210H62V213L60 214L59 213V215H61L63 218H61V220H57V219H55L56 218V216H54V218H51L54 214H56L57 215V213H58V211H56L57 213H55V210H57V209H59V206H58V204L59 203H61L60 201H55V204H52V205H54L53 207H49L48 209H49V211H47V209L45 210V211H47L46 213H45V211L44 210H40V211H44V212H42V213H40V211L39 210H37V211H39L38 213H37V211L35 212V213H33L34 211H33V209H32V206L34 205L33 203H35V205H36V202H38V201H40V203L42 202V201H44V196L40 193V192H42V191H40V190H42L43 188H41V187ZM121 186V187H120ZM122 186H123V188H122ZM143 186V185H142ZM250 186V185H249ZM100 187V186H99ZM145 187V186H144ZM143 187V188H144ZM158 187V188H157ZM184 187V186H183ZM190 187H191V185H190ZM224 187V186H223ZM64 188H67V189H69L70 191H69V193L71 194L72 193V196L71 195H68L69 193L68 192H66V189H64ZM111 188V189H110ZM146 188L147 187H145L144 189H142V190H146ZM169 188H171V189H169ZM207 188V192L208 193H206L205 191H204V189H206ZM238 188V187H237ZM240 188V187H239ZM242 188V187H241ZM61 190V192H60V190ZM115 190V189H118V191L117 190H115V191H113L112 192V190ZM119 189L120 190H122V191H119ZM160 189V190H159ZM169 189V190H168ZM192 189V188H191ZM214 189V188H213ZM156 190H159V193H157V191ZM166 190H168L169 191V193L166 191ZM177 190V189H176ZM201 190V189H200ZM236 190V189H235ZM234 190V191H235ZM248 190V189H247ZM44 191V190H43ZM147 191V190H146ZM164 191H166V193L167 194H165V196H164ZM181 191V190H180ZM210 191V192H209ZM237 191V190H236ZM91 192H93V190L91 191ZM111 192H112V194H111ZM137 192L138 193H141V194H137ZM160 192H163V193H160ZM185 192H187V190L185 191ZM191 191H190V189L188 188V193H185V194H183V195H181V197L183 196V197H186V196H188V195H190V194H193L194 193V189H192V192L190 193ZM225 192V191H224ZM233 192V191H232ZM241 192H242V190H241ZM39 193V194H38ZM50 193L52 194V195H50ZM67 193V194H66ZM172 193V192H171ZM190 193V194H189ZM226 193V192H225ZM236 193V192H235ZM238 193H240V191L238 192ZM95 194V193H94ZM123 194V195H122ZM161 194V195H160ZM233 194V193H232ZM241 194V193H240ZM264 194V193H263ZM43 197V198H41V196ZM120 195V197L122 196V199H125V201H123L121 198H119L120 200H122V201H120V203L119 202H117V196H119ZM212 195H210V197L211 198H213L212 197ZM227 195V194H226ZM235 195V194H234ZM125 198H124V197ZM233 196V195H232ZM232 196L230 197V199H229V203L230 204H232V203H234V202H236L237 200H236V198L234 199V197L236 196H233V198H232ZM99 197V196H98ZM154 197V196H153ZM157 197V198H156ZM215 197L213 198V199H215ZM83 198V199H82ZM102 198V197H101ZM164 198V199H165ZM219 198V197H218ZM257 198V197H256ZM260 198V197H259ZM65 199V200H64ZM89 199H90V197H89ZM96 199V198H95ZM99 199V198H98ZM116 199V200H115ZM163 198H162V201L164 200ZM212 199V200H213ZM246 199V198H245ZM244 199V200H245ZM249 199V197L247 198V200H245V201H243L244 202V204L242 203V201L241 202H239L240 203V205L241 206H243V205H245L246 206V203L248 202V201H250V200H248ZM87 200H88V197H87ZM97 200V199H96ZM133 200V201H134ZM143 200V199H142ZM168 200V199H167ZM189 200V199H188ZM232 200V201H231ZM233 200H236V201H233ZM65 201V202H64ZM109 201V202H108ZM131 201V203H129ZM175 201V200H174ZM182 201V200H181ZM180 201V202H181ZM215 201V200H214ZM253 201V200H252ZM18 202H19V204H18ZM85 202V201H84ZM124 202V203H123ZM139 203H137V204H139V205H137L136 207H135V209H134V214L131 212L132 210H129L128 208H126L125 210H126V213H125V210H124V213L126 214V215H128L129 213H131L132 215H130L131 216V221H133V220H138V219H140V218H137V217H141L140 215L142 214V208H144L145 206H143V205H145V204H143V203H145L144 201H142L143 203H140L141 202V200H139L138 201ZM154 202V201H153ZM206 202H207V200H206ZM39 203V202H38ZM249 203V202H248ZM247 203V204H248ZM15 204V205H14ZM33 204V205H32ZM69 204V205H68ZM81 204V206H79ZM130 204H131V207H130ZM172 204V203H171ZM175 204V202H173V204L172 205H174ZM208 204V203H207ZM18 205H21L20 207H21V209L18 207ZM30 205H32L31 207H30ZM39 205V204H38ZM71 205V206H70ZM154 205V204H153ZM159 205V204H158ZM171 205V206H172ZM225 205V204H224ZM12 206V211H14L15 210V206H17L18 208H17V210L18 209H20V210H18V212H16V211H14L15 213H13V212H11V210L10 209H8L9 207H11ZM57 206H58V208H57ZM66 206V207H67ZM70 206V207H69ZM210 206V205H209ZM29 207L31 208L30 210H29ZM96 209H95V208ZM123 207V208H122ZM13 208H14V210H13ZM70 208H71V210H70ZM82 208H84L83 206H82ZM99 208V209H98ZM205 208V207H204ZM118 209H120L118 212H117V210ZM157 209V208H156ZM170 209V208H169ZM235 209V208H234ZM9 210V211H8ZM31 210H32V212H31ZM50 210H53V214H51V212H50ZM78 210H80V212L78 211ZM97 210H99V212L97 211ZM114 210H116V211H114ZM144 210V209H143ZM171 210V209H170ZM187 210V209H186ZM9 212V213H7V212ZM142 211V212H141ZM147 211V210H146ZM163 211V210H162ZM203 211V210H202ZM49 212V213H48ZM123 212V211H122ZM128 212V213H127ZM210 212V211H209ZM229 212V211H228ZM240 212V211H239ZM1 213H0V217H1ZM44 213V214H43ZM48 213V214H47ZM78 213H79V215H78ZM85 213V212H84ZM100 214V216H99V214ZM109 213V214H108ZM140 213V214H139ZM147 213V212H146ZM150 213V212H149ZM196 213V212H195ZM47 214V215H46ZM82 214V215H81ZM120 214H121V212H120ZM125 214H121L120 216H124ZM174 214V213H173ZM192 214V213H191ZM206 214V213H205ZM8 215V216H7ZM51 215V216H50ZM117 215V214H116ZM119 215V214H118ZM118 215L116 216V218L118 217ZM190 215V214H189ZM196 215V214H195ZM255 215V214H254ZM58 216V215H57ZM82 216V217H81ZM99 216V217H98ZM118 217L117 219H119L120 221H119V223H118V221H117V219H116V221L115 222H117L116 224H115V222H113V224L110 226L111 228H109V229H111V231L109 232V231H107L108 233H111V232H113L114 230H116L117 229V225L119 224V226L121 225V221H123L122 220V218L121 217ZM122 216V217H123ZM132 216L133 217H135L133 220H132ZM176 216V215H175ZM187 216V215H186ZM186 216H184L183 217V222H185L186 223V220L188 219L189 221H190V219H191V217L190 216H187V218H186ZM192 216H193V214H192ZM237 216V215H236ZM80 217V218H79ZM110 217V216H109ZM169 217V216H168ZM209 217V216H208ZM229 217V216H228ZM262 216H260V218H261ZM14 218H16V221H17V226H15V224H13L14 223ZM95 218H97V219H95ZM121 218V219H120ZM163 218V217H162ZM172 218V217H171ZM185 218H186V220H185ZM1 219V218H0ZM13 219V220H12ZM17 219H20V220H17ZM79 219V220H78ZM124 219V218H123ZM143 219V218H142ZM148 219V218H147ZM168 219H170V218H168ZM173 219V218H172ZM194 219H195V217H194ZM239 219V218H238ZM11 220H12V222H11ZM115 220V219H114ZM113 220V221H114ZM185 220V221H184ZM205 220V219H204ZM20 223H19V222ZM80 221V222H79ZM149 221H152V220H149ZM157 221V220H156ZM163 222H165V221H167L166 219H163L162 220ZM169 221V220H168ZM173 221V220H172ZM188 221V222H189ZM250 221V220H249ZM5 222V221H4ZM84 222V221H83ZM83 222H81V223H83ZM85 222H84V224H85ZM87 222H86V224H87ZM134 222V221H133ZM147 222V221H146ZM145 221H144V223H145V226L146 227H148L149 226V224H147ZM153 222V221H152ZM152 222H150L151 224H150V226L151 225H153V224H155V223H152ZM180 222V221H179ZM182 222V221H181ZM16 223V222H15ZM18 223L20 224L19 226H18ZM49 223H54V225H53V227H52V225L51 224H49ZM75 223V224H74ZM77 223V224H76ZM144 223H143V227H144ZM149 223V222H148ZM171 223V222H170ZM169 223V224H170ZM260 223V222H259ZM264 223V222H263ZM13 224V225H12ZM49 224V225H48ZM226 224V223H225ZM45 225V226H44ZM57 225H59L60 227H57ZM90 225V224H89ZM132 225V224H131ZM182 225H183V223H182ZM248 225V224H247ZM260 225H262V224H260ZM13 226V227H12ZM15 226V227H14ZM48 226V227H47ZM80 226V225H79ZM115 226V227H114ZM150 226H149V228H147V229H150ZM154 226H156V225H154ZM254 226H256V225H254ZM17 227V228H16ZM114 227V228H113ZM142 227V228H143ZM146 227H145V230H146ZM157 227V226H156ZM16 228V229H15ZM38 228V229H37ZM54 228V229H55ZM113 228V229H112ZM116 228V229H115ZM119 228V227H118ZM250 229L249 230H247V233H249V231L251 230V227H249ZM263 228V227H262ZM39 229V230H40ZM55 229V230H56ZM64 229V230H63ZM123 229V228H122ZM137 229V228H136ZM154 229V228H153ZM193 229H195V228H193ZM197 229V228H196ZM57 230H56V232H57ZM86 230V229H85ZM113 230V231H112ZM152 230V229H151ZM260 230V229H259ZM73 231V230H72ZM96 231V230H95ZM117 231V230H116ZM104 232V231H103ZM153 232V231H152ZM187 232V231H186ZM236 232V231H235ZM257 232V231H256ZM76 233H78V232H76ZM98 233V232H97ZM128 233V232H127ZM158 233V232H157ZM250 233H251V231H250ZM249 233V234H250ZM261 233V232H260ZM27 234V233H26ZM117 234V233H116ZM135 234V233H134ZM165 234V233H164ZM167 234V233H166ZM242 234V233H241ZM248 234V235H249ZM30 235V234H29ZM70 239V238H72V239H68L66 236ZM71 237H70V236ZM93 235V234H92ZM240 235V234H239ZM243 235V234H242ZM58 236V235H57ZM86 236V237H85ZM105 236V235H104ZM104 236H102L101 238H105ZM112 236V235H111ZM231 236H233V235H231ZM244 236V235H243ZM254 236V235H253ZM257 236H259V235H257ZM34 237V236H33ZM53 237V236H52ZM163 237H165V236H163ZM162 237V238H163ZM251 237H252V235H251ZM79 238V239H78ZM109 238V237H108ZM191 238V237H190ZM1 239H0V241H1ZM26 239H27V237H26ZM41 239V240H40ZM74 239V240H73ZM77 239V240H76ZM112 239V238H111ZM159 239H161V238H159ZM167 239V238H166ZM183 239V238H182ZM197 239V238H196ZM224 239V238H223ZM239 239V238H238ZM3 240V241H4ZM71 240H73V241H71ZM100 240H102V239H99L98 241H100ZM169 240V239H168ZM42 241V242H41ZM70 241V242H69ZM92 241V242H91ZM113 241V240H112ZM186 241V240H185ZM192 241V240H191ZM44 242L46 243V245L49 247H47L46 245H44ZM49 242V241H48ZM55 242V241H54ZM72 242V243H71ZM97 242V241H96ZM195 242H196V240H195ZM195 242H193V243H191V245L193 244L194 245V243ZM243 242V241H242ZM249 242V241H248ZM41 243H43L42 245L44 246H41ZM146 243V242H145ZM152 243H154V242H152ZM156 244H157V242H155ZM201 243V242H200ZM229 243H230V241H229ZM3 244V243H2ZM77 244V245H76ZM150 244V243H149ZM205 244V243H204ZM211 244H212V242H211ZM254 244V243H253ZM153 245V244H152ZM171 245V244H170ZM188 245V244H187ZM187 245H186V247H187ZM46 246V247H45ZM151 246V245H150ZM155 246H157V245H155ZM203 246H205V245H203ZM202 246V247H203ZM226 246V245H225ZM261 246H262V243H261ZM2 247H4V246H2ZM58 247V248H57ZM167 246H164V248H166ZM169 247V246H168ZM171 247H172V245H171ZM184 247V246H183ZM183 247H182V250H183ZM192 247V246H191ZM210 247V246H209ZM259 247V246H258ZM257 247V248H258ZM5 248V247H4ZM14 248V247H13ZM46 248H48V250L50 251H48ZM58 249V251L56 250V249ZM104 248V247H103ZM164 248L163 249H161V253L163 254V256H165L166 255V251L164 250ZM189 248V247H188ZM193 248H194V246H193ZM12 249V248H11ZM51 249V250H50ZM53 249H54V252H53ZM60 249H62V250H60ZM96 249V248H95ZM174 249H175V247H174ZM184 249H185V247H184ZM259 249H262V248H259ZM5 250V249H4ZM7 250H9V249H7ZM21 250V249H20ZM73 250V249H72ZM103 250V249H102ZM164 250V251H163ZM166 250H167V248H166ZM169 250V249H168ZM177 250V249H176ZM243 250V249H242ZM53 253H52V252ZM57 251V252H56ZM78 251V252H77ZM203 251V250H202ZM202 251H201V253H202ZM205 251V250H204ZM241 251V250H240ZM253 251V250H252ZM47 252H49V253H47ZM66 252V251H65ZM172 252V251H171ZM177 252V251H176ZM246 252V251H245ZM14 253V252H13ZM48 255H47V254ZM52 253V254H51ZM155 253V252H154ZM170 253V252H169ZM190 253H192V252H190ZM204 253V252H203ZM202 253V255L204 256V257H206V254H203ZM213 253V252H212ZM241 253H243V252H241ZM31 254V255H30ZM211 254V253H210ZM42 255V256H41ZM44 255V256H43ZM63 255V254H62ZM78 255V254H77ZM38 256H40L39 258H38ZM60 256V255H59ZM136 256V255H135ZM162 256V257H163ZM213 256H216V254L215 255H212V259H213ZM77 257V256H76ZM161 257V258H162ZM187 257V256H186ZM195 257H196V255H195ZM198 257H199V259H201L200 257H201V254H199L198 255ZM241 257V256H240ZM34 258V257H33ZM33 258L30 260V261H32L33 260ZM78 258V257H77ZM158 258V257H157ZM156 257H155V260L157 261L158 259H157ZM183 258V257H182ZM203 258V257H202ZM22 259V258H21ZM20 259V260H21ZM24 259V258H23ZM35 259V258H34ZM37 259H35V260H37ZM57 259V258H56ZM167 259V258H166ZM192 259V258H191ZM221 259V258H220ZM240 259V258H239ZM244 259V258H243ZM243 259L242 260H240V261H243ZM248 259V258H247ZM19 260V261H20ZM35 260H33L32 261V263L33 264H39V260H37V261H35ZM53 260V259H52ZM136 261V263L135 262H133V261ZM141 261V259L138 257V258H133V261H128V260H125L124 262H125V264H137V263H139L140 264V261ZM195 260V259H194ZM193 260V261H194ZM45 261V260H44ZM50 261V260H49ZM121 261V260H120ZM142 261H143V259H142ZM149 261V260H148ZM202 261V260H201ZM15 262V263H14ZM18 262V261H17ZM40 262H41V260H40ZM124 262H121L120 264H124ZM154 262V261H153ZM209 262V261H208ZM218 262V261H217ZM1 263V262H0ZM32 263H30V264H32ZM52 263V262H51ZM185 263V262H184ZM195 263V262H194ZM214 263V262H213ZM237 263V262H236ZM262 264L264 263V261L263 262H261ZM261 263H259V264H261ZM2 264V263H1ZM27 264V263H26ZM141 264H143L142 262H141ZM195 264H197V263H195ZM215 264V263H214Z\"/></svg>",
    "mask_w": 264,
    "mask_h": 264
}]
</instances>
